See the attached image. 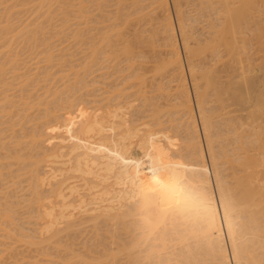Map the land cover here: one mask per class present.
I'll return each instance as SVG.
<instances>
[{
  "label": "bare ground",
  "instance_id": "1",
  "mask_svg": "<svg viewBox=\"0 0 264 264\" xmlns=\"http://www.w3.org/2000/svg\"><path fill=\"white\" fill-rule=\"evenodd\" d=\"M5 1L8 2V0H5ZM14 1H12V0L9 1V2H11L9 4H12V2H14ZM43 1H45V2L47 1V3L48 2L52 3L55 0H53V1L52 0L51 1L50 0L49 1L43 0ZM58 1H60V3H58ZM61 1L62 0L56 1L58 4H60L59 6H61ZM66 1H68V0H66ZM70 1L72 3V0H70ZM83 1L81 0L80 2H83ZM87 1L88 0H85L84 3L85 4L91 3L90 5H92L93 0L91 2H89V1L87 2ZM126 1H128V0H126ZM132 1H135V2H133L134 3L133 5L137 6V8L139 7V10L135 14V15H137V13H138V15H137L138 17L134 18L135 16H131V15H134L133 14V13H135L134 10L135 11L137 10V8L134 7L133 5L131 6L134 8L133 11H131L130 9L129 10H122L120 8L121 12L122 11L128 12L127 13L128 15L125 14L126 17H125V15L124 16L121 15L125 19V20L122 19V22L126 21L124 23H126V24L130 23L128 21V19H130L131 17H132V19H130V20H132V21H136L137 18H138V20L140 19L141 21L147 20L148 22L144 21L147 23V25L144 22L143 23L146 26L151 24L152 26L151 25L150 26L153 27L152 32H151V30H149L151 33L147 32V30H146L147 27L142 28V29L146 30V31L144 30L143 33L146 32L147 36L150 35V38L147 37V39L145 38L143 40L146 33L144 35H141V33L139 34L138 30H137L138 32L135 33L136 38L131 34V36H133L135 39L133 37L131 39V37L125 33L126 34L125 36L126 37L129 36V38L131 40L126 39V40H129L128 42L124 41L126 43H124L122 41L121 44L123 46L120 47V45H121L120 40H122L126 37H123L124 33H122V31L124 29L122 30L121 27H119V26H121V24H124V23L121 22L120 25L117 24L114 27V25L117 23L116 19L119 17L118 16L119 14H117L119 12V10L117 12V9H119V5L117 2L116 4L118 6L115 5V6H117V9H116L117 13L115 12L117 15H114L112 13L113 16H115V17L112 18V16H111V18L113 20H115L112 23V24H114L113 25L114 29L112 30L113 27H111L112 26L111 25L110 28L112 31L109 30L110 34L107 33V30H108L107 28H106V30H103L106 33L103 32L105 35H103V33H101V35L104 37H103V40H101V41L99 40V41H100V43L104 44L105 47H108V48L112 47V50H110L111 48L109 49L110 51H109V53H107L109 55L107 56L106 59H108L109 56H110L109 58H111V56H112V58L114 57L115 61L117 62V60L121 59L124 56V58L126 60L128 59V61L130 63L129 67L126 69H128V70L130 69L129 71L131 72V70L136 65V62L134 59L136 57L140 58V56L141 57L144 56V53H141L143 51L139 50L140 54L139 53L137 54V52H135L138 55V56L136 55V57H135L133 55L134 49L136 48L135 49V51H136L138 46L143 47V45H142L143 42H144V44L148 42L150 45L151 44H152V46L154 45V48H155V46L157 45L156 44V40H157L156 36H158L160 33L162 35V39L164 41L163 42V44L165 46L164 49H166L165 51L168 53V56L166 58L164 57L165 58L164 61H162V59H157V60H159V62H160V60L163 62V63H161V65L157 66V70L159 72L164 71L165 78L164 79H162L161 77L160 78L163 81L162 84L167 79L165 82H166V84L169 83L168 84L169 86L168 85L164 86L165 83L163 85H160L161 82L158 83L159 86L158 85L157 86L158 87L164 86L163 88H161V91L165 93L166 91H163V90L166 89L167 92L165 94L173 93V98L171 100H175V101L166 102V100H165L166 105H163L164 108L166 107V109H167V105H168V107L171 106L172 108H168L166 110V109L161 107L162 106V104H160L161 102H159V104L157 102L158 106L161 105L160 108H158L159 109L158 110L156 108L157 105L155 104L156 101L154 102V104L152 103L153 100H155V98L153 99V97H155V96H153L151 98L152 100L147 101L148 98L150 99V97H151V95H150V97L144 99V102L145 103L148 102L151 104V106L154 107V108H152V110L150 109V111H149L150 113H151V111H153V109H155V108L156 109H155V111L152 112V114H149V115L146 114L147 117H151L150 119L146 118V120L148 119L146 122L144 121L145 119L143 120L141 118V115H143L144 116L143 118H145V114H142L144 112L141 110V107L143 106L145 108V106L147 107L148 104L145 105V103H144V105H142V104L138 103V106H139V108H138V107H136L137 101H140V99H142V96L144 98V96H146L144 94H147L148 91H144L147 88L146 83H144L146 88H143L144 94H141L142 90L138 89V88H142L144 86L143 84H141L138 87V84H140V80H141V82L142 81L144 82L147 79L145 74H142V75L139 74L141 72V68H143V69L145 68L143 66L145 63L140 64V60H139V65L138 66L136 65V69L134 68L135 71L131 72L133 75L135 73L136 78L133 77V75H132L133 78L129 76V78H132V79L135 78L133 80L134 84L132 82V79H131V81H129V79L128 80L126 79L129 75V73H127L126 78L121 76V78L125 79L123 81H126V83L130 82V84H131V82H132V84H131L132 86L129 84V86H130L129 88L131 91H132L131 88L133 87V85L135 86V81L137 80L136 84H137L138 88L135 86L137 89L136 90L137 92L133 90L134 97H136V95L137 96L142 95V96L139 100L137 99L139 97H136V99H133L134 100L133 105L136 104L134 107L129 108L132 105L131 99L134 98L132 96L133 92H132V94L130 92H128V95L131 94L128 96V95H126L127 94L126 90H125L126 91L125 92L122 89V91L124 93L120 91L122 85L120 86V84H118L120 86V88H117V89L114 88V86H112L114 89H116V93H117V90L120 89V90H118L120 93H117L114 96H113L114 93L113 94L111 93L112 98L111 97L110 98L112 101L106 100L107 98L106 97H105L106 99L103 98L104 96L102 95V97H100V101H101V98H103L102 102H98L99 100H97V102H98L97 104L99 105V107H100V104L105 103V101L106 102L109 101L108 103H111L114 101V99L116 97L120 98L119 96L121 95V93H123V95L128 96L129 100L131 101V102L129 101L130 104L128 102V106H129L128 109H127V107L124 106L125 105L124 102H122L123 98H121L119 101H117V99H116L115 100L116 103L108 104L109 105L108 107H107V103H105V106L104 105L101 106L99 108V110H98V106H96L97 110L94 109L93 113L92 112H88V113L84 112V110L87 109L84 106L85 109H81V110H83L84 117H81L79 119V121L77 122L78 124H80L79 123L80 120L83 119L82 123L80 125L81 129L79 128V130L74 133V131H76V130H73L74 128L73 129L70 128L71 130L70 129L66 130L68 128V127H66L67 125H65V126L62 125V128L64 126L65 130L62 129V133H60L61 131L60 132L57 131L59 134L55 132L54 135L55 134H58V135L63 134V132H65V131H67V132L73 131V132H70L71 135H69V137H67L69 132H68V134H67V132L64 133L65 137L64 138L62 137L63 142H61L59 140L60 142L59 143L57 142L55 148L51 146L52 149L54 148V150L50 151L49 154L46 155L45 154L46 152L44 150L43 153L44 152L45 153L43 154V156L39 155V157L37 159H33L32 161L29 160V158H28V160L31 162H28V164L26 166L31 167L29 172L32 171L30 173V174H32V176H31L32 178L34 175H37L38 178L41 177L42 175L39 176V174H37V172L40 169L43 170V167H45L46 163H47L46 167L49 166L46 168V172L48 174V176H46V178L47 179L49 178V179L48 180L45 179V180L47 182H49V181L52 182V183L49 182L51 185H49V188L42 189L44 192L47 191L45 193H42L43 191L41 189H40V191H42V192H40L38 190L36 192V189L38 187L41 186V188H42V186H43V188H44V187H48V185L46 182H45L46 183L45 186L42 185V183H40L42 180V177H41V180L36 178L39 182L38 184H36L37 180H35V178H34L36 183H33V184H36V186L38 185V187H36L34 185L35 189H33V190H35L34 192H36V195H38V194L39 195H38V197H36V199H34V197H31V198L29 197L31 199V200H29V204L33 203L32 204L33 208L31 207L32 209H36V208H37V210L39 209V211L33 210L36 212V214H37V212L39 213V215L38 214L37 215L39 216L38 220H40L41 223L38 220H37V222H39L41 225L44 224V222H45L44 226L43 225L41 226L39 223L36 222V224L39 225V228H41V230H42V228H44L43 232L44 231L46 232L49 227H51V228H49V230L47 231L46 234H44L43 232H40V230L37 229L38 227L34 228V229H36V231L39 230V232L41 234H43L42 237H41L40 233H38V235L36 236L39 239L42 238L40 240L37 239L36 237H33V235H31L32 232H30L31 234L23 233V230H25L26 228L23 229L21 232L23 234H25V236L31 235L33 237V239L36 238V242H35V240L32 241V243L35 242V243H33V246L36 243H38V246H40L41 244H39V243L44 242V243H42V246H43V244L48 245V243H51V247H52V244L54 243L58 246V247L57 246H54V247H57L58 249L64 248L65 250L63 252H65L66 249L68 250L65 252V254L60 251L63 254L62 257H61L62 254H59V250L56 251V252H58L57 254H59L58 255L59 260L56 259V256L51 258L50 260H51V262H53V264L54 263L55 264H69L70 262L72 264H75V263H73V260H75V259L79 260L80 262H81V260L83 262L84 261L88 262V261H90L91 258H92L91 260L94 259L93 260L94 263L98 260V261H100V263H101V261H103V264H264V19L262 18V16H264V15H262V14H264L263 13L264 12L263 11L264 10V0H151L150 4L146 5L144 7H142L144 5L143 2L141 3L142 0H132ZM149 1L150 0H148V2ZM2 2H3V4H0V8L3 7L1 5H4V1H2ZM40 2H42V0ZM40 2L38 1V3H40ZM45 2L43 4H46ZM63 2H62V4H63ZM80 2L78 3V5L80 4ZM97 2H98V0H97ZM119 2L121 3L122 0H120ZM128 2H130V1H128ZM148 2H147V4H148ZM33 3H35V2H33ZM49 3H48L49 6L47 4L46 5L48 7H52V5ZM84 3H82L81 6H79V9L82 6H84L83 5ZM144 3H145V1H144ZM9 4H8V6H9ZM15 4H17V3H15ZM140 4L141 5L143 4V5L140 6ZM6 5H7V3H6ZM6 5H4V6H6ZM70 5L74 6L73 3ZM101 5H103V3L102 4L100 3V6ZM123 5H125V3L122 4V6ZM34 6H33V9H34ZM39 6L42 7V3ZM66 6H67V4H66ZM120 6H121V4H120ZM12 7H15V6H12ZM40 7L37 9L38 10L37 12L44 11L45 9H47L46 6H43V7H45V9L43 8L44 10L41 9ZM56 7H58V6H56ZM89 7L87 6V8H89ZM124 7L125 6H123V8ZM131 7H129V8H131ZM147 7H148V9H147ZM172 7L176 11L175 14H176L177 22L174 19V16L172 13L173 12ZM87 8L85 9V11L91 10V9L88 10ZM90 8H92V7H90ZM96 8H98V7H96ZM103 8H106V7H103ZM62 9H64V8H62ZM74 9H78V8H74ZM79 9H78V11L81 10L80 16L82 14H83L82 16H84L85 12L84 11L82 12V9H80V10ZM140 9H141V11H140ZM51 10H49L47 12L49 14H51L50 13ZM55 10H56V8H55ZM69 10H70V6H69ZM101 10H103V9H101ZM61 11H63V10H60V12ZM97 11L99 12L100 9ZM129 11H130V13H129ZM47 12H46V14H47ZM57 12L58 11H55L54 13L56 14ZM131 12H133V13H131ZM4 13L5 12L2 13L3 17L5 15ZM19 13H20V11H19ZM69 13H70V11H69ZM73 13H75V12H72V14ZM0 14H1V12H0ZM11 14H12V12H11ZM78 14H79V12H78ZM78 14L76 12V15H78ZM66 15H68V14H66ZM70 15H68V16H70ZM88 15H89V13H88ZM15 16L18 18V15H15ZM22 16H23V14L21 16L19 15V17H22ZM48 16H50V15H48ZM54 16H56V15H54ZM57 16H59V15H57ZM61 16H63V14ZM61 16H59V17H61ZM127 16H128V18H127ZM8 17H10V14H8ZM44 17H43V19H44ZM59 17H57V18H59ZM64 17H62V18L64 19ZM76 17H79V15ZM85 17L86 16H84V18ZM92 17H94L93 14H92ZM92 17L90 15V17H88V19L92 18ZM95 17L98 18V16H95ZM1 18L2 17H0V19ZM7 18H6V20H7ZM13 18L14 17H12V19ZM23 18L24 17H22V21L24 23L25 21L23 20ZM68 18H70V17H67V18L65 17L64 20H67ZM142 18H144V19H142ZM31 19L29 18V21ZM40 19H42V18H40ZM52 19L53 18L51 15L50 20H52ZM63 19H61V20H63ZM80 19L83 20V18H81V17H80ZM88 19L86 18V24L85 25H87ZM11 20L8 18V20L6 22H10ZM55 20H52V21H55ZM71 20L72 19H70V21H66V22L71 23ZM107 20H108V18H107ZM111 20H109V21H111ZM140 20H139V22H140ZM75 21H76V19H75ZM13 22H11V23H13ZM105 22H107V21H105ZM111 22H108V23H111ZM200 22L202 23V27L205 26V27H203V33H200V34H202V36L203 35L206 36L205 39L203 37H200V36H199L200 37L199 38L198 34H197V29H196L195 25H196V23H200ZM11 23H9V24H11ZM49 23H51V22H49ZM78 23L80 24L79 20H78ZM7 24H5L6 27L9 25V24L8 25ZM20 24H21V21H20ZM32 24H33V22H32ZM41 24H40V26L45 25V24H42V25ZM53 24H55V23H53ZM64 24H65V21H64ZM75 24H73V25L75 26ZM96 24H97V22H96ZM126 24L123 25L122 28H124L126 26ZM141 24H142V22H141ZM25 25L24 26L23 25L22 26L17 25V26L25 27V28L27 27V25L31 26L30 24H25ZM36 25L39 27L38 23ZM55 25H53V26H55ZM69 25H71V24H69ZM88 25H91V24L89 23ZM98 25H100V24H98ZM136 25H138V24H136ZM197 25H199V24H197ZM2 26H3V28L5 27L4 24ZM13 26L14 25H12V27ZM32 26H34V28H35V25H32ZM37 26H36V28H37ZM60 26H61V24H60ZM77 26L79 27L80 25H77ZM94 26H93V29H94ZM8 27L10 29V26H8ZM8 27H7V29H8ZM81 27H83V26L81 25ZM31 28L33 29V27H31ZM31 28L29 27V32H30L29 34H32ZM46 28H47V26H46ZM89 28H88V30H89ZM138 28L140 29V27H138ZM4 29H2L1 31H3ZM21 29L22 28H20V30ZM26 29L28 30V28H26ZM39 29H40V27H39ZM42 29H45V26H43ZM65 29H66V27H65ZM68 29H70V27L69 28L67 27V30ZM72 29H74V28H72ZM72 29H71V31H72ZM149 29H151V28H149ZM82 30H84V29H82ZM131 30H133V28ZM1 31H0V33H1ZM33 31H35V34L39 35V33H36L38 31V29L37 30L35 29ZM44 31L47 32V29H45ZM44 31H43V34H44ZM63 31H64V29H63ZM75 31L77 33V30H75ZM94 31H95V29H94ZM114 31H115V33H113ZM133 31H135V30H133ZM4 32H5V30L3 31V33ZM18 32H19V30H18ZM22 32H19L18 34L21 35ZM25 32L27 33V31H25ZM38 32H41V29ZM72 32H74V31H72ZM79 32H80V34H78V35L82 36L84 31L83 32L79 31ZM141 32H142V30H141ZM59 33H60V31H59ZM84 33L86 34V31ZM87 33H88V31H87ZM92 33L94 34V32H92ZM148 33H149V35H148ZM22 34H24V33H22ZM62 34H64V33L61 32V36H62ZM93 34H92V36H93ZM178 34L180 35L181 40H180V38H178ZM15 35H16V33H15ZM26 35L27 34H25L23 36L26 37ZM99 35H100V33H99ZM2 36H4V35H2ZM9 36H11V35H9ZM9 36L7 35V37H9ZM33 36H34V33H33ZM33 36H31V37H33ZM68 36H70V35H68ZM85 36H87V35H85ZM141 36H143V38H141ZM7 37L5 36L4 39ZM22 37H20V39H22ZM71 37H74V38L76 37V39L78 38L77 35L71 36ZM83 37H84V34H83ZM138 37H139V40H138ZM14 38H13V42H12V40H10L12 43H15ZM33 38H32V40H34ZM52 38L53 37H51V39ZM45 39L46 38H44V39L42 38L43 41ZM101 39H102V37H101ZM67 40H68V38H67ZM5 41H7V39ZM10 41L8 42L9 44H7V47L9 45L12 46ZM34 41H35V44L37 45L38 42L36 43V41H37L36 38ZM53 41H55V40H53ZM63 41L66 42V40H62V42ZM77 41H78V39H77ZM51 42H52V40H51ZM74 42H76V41H74ZM74 42H72V43H74ZM87 42H86V44H88ZM89 42H90V37H89ZM141 42H142V44H141ZM160 42H162V41H160ZM18 43H19V41H18ZM66 43H69V42L67 41ZM77 43H75L76 45L75 44H72V45L73 46L78 45L77 47H79L80 42H79V44H77ZM100 43L97 44L99 46H96L94 44V42L92 43V45H90L91 43H89V45L92 46V47H89L90 50H93L91 48H94L93 51L95 52V55H96V56L94 55L93 51H91V53L88 54V55L93 54L92 55L93 60H96L97 56L102 55L103 54L102 52L106 50V49H103L104 46L101 47L102 45H100ZM31 44H33V43H31ZM45 44H46V42H45ZM57 44L55 42V45H57ZM106 44H107V46H106ZM59 45L55 48L53 47L54 50L56 48H59ZM251 45L256 46L255 49H257V50L253 51L254 49L253 50L251 49L253 51V52H251L250 48H249ZM11 46H9V47H11ZM53 46H54V43H53ZM69 46H66L67 49ZM254 46H252V47L254 48ZM7 47H5V48L1 47V49L5 50ZM24 47H26V46H24ZM32 47H35L33 49H36V46H32ZM84 47H85V45H84ZM113 47H114V49H113ZM144 47H146V46H144ZM181 47H183L185 55L182 54L183 49ZM60 48H62V47H60ZM60 48L56 52L61 51ZM23 49H25V48H23ZM64 49H66V48H63V50ZM80 49H81V47H80ZM49 50L46 49L47 52ZM90 50H88V52ZM160 50H161V48H160ZM21 51L22 50H20V52ZM33 51H35V50H33ZM46 51H45V54H46ZM65 51H63V52H65ZM67 51H69V50H67ZM77 51H79V50L77 49ZM100 51H102L101 54L99 53ZM106 51L104 52V54H106ZM150 51H152V50H150ZM165 51H163V52H165ZM13 52H15V50ZM27 52H28V50H27ZM27 52H26V54H28ZM37 52L38 51H36V53ZM84 52H85V50H84ZM146 52H148V51H146ZM1 53H0V55H1ZM69 53L70 52H68V55H69ZM75 53L77 54V52H75ZM7 54H8V52H7ZM152 54H154V53H152ZM31 55H32V53H31ZM47 55L49 56V60H48L49 62L46 59H44L43 61L46 60L48 63H50V60H51L53 53L52 54L49 53ZM78 55H79V53H78ZM82 55H85V54L83 53ZM16 56L17 55H15V59H13V60H17ZM69 56H68V58H71V57L73 58V55L71 57H69ZM74 56H75V54H74ZM102 56L106 57V55H102ZM32 57H33V55H32ZM34 57H35V54H34ZM37 57H39V56H37ZM59 57H57V58H59ZM77 57L78 56H76V58ZM209 57H211V58L207 61V59ZM46 58H48V57H46ZM112 58L110 59L111 61H112ZM114 58H113V60H114ZM41 59H43V58H41ZM53 59H55V58H53ZM65 59H66V55H65ZM84 59H86V58H84ZM88 59L85 61L88 62V61L92 60V58L89 60ZM140 59H142L143 62L145 61L143 59V57ZM145 59H146V56H145ZM62 60H64V59H62ZM79 60H81V59H79ZM79 60H78V62H79ZM97 60L99 61V59H97ZM105 60H104V62H105ZM26 61H28V60H26ZM128 61L126 63H128ZM146 61H147V59H146ZM11 62L13 63L14 61H11ZM16 62L19 63L18 61H16ZM51 62L55 63L53 60H51ZM58 62H59V60H58ZM62 62H64V61H62ZM75 62L76 61H74L73 63H75ZM93 62H95L94 64H97V68H98L99 67L98 63L96 61H93ZM93 62L92 63L88 62V63H90L92 66ZM1 63H3V62H1ZM1 63H0V66H3ZM84 63H82V64H84ZM24 64H27V63H24ZM86 64L87 63L84 64V67H83V65L81 66V67L85 68V71L87 70L86 67L88 65H90V64H87V65ZM117 64H119V62ZM10 65H11V63H10ZM15 65H17V64H15ZM28 65H29V63H28ZM38 65L39 64H37V66ZM52 65L50 67H52ZM72 65L71 66L74 67V64H72ZM85 65H86V67H85ZM101 65H100V67H101ZM108 65L113 66V63L108 64ZM108 65L105 64L106 67ZM114 65H116V63H114ZM4 66H5V64H4ZM14 66H12V67H14ZM55 66L58 67L57 64ZM69 66H70V64H69ZM151 66H154V65H151ZM117 67H119V65ZM19 68H21V67H19ZM38 68L40 69V66L37 67V69ZM42 68H44V67H42ZM54 68L57 69L56 67H54ZM87 68L89 69V67H87ZM112 68H111V70L110 69H108V70H110V72H111ZM122 68L123 67L121 66V70H122ZM153 68H155V67H152L151 71H154V70H152ZM15 69H16V67H15ZM92 69H90V70H92ZM117 69H115L113 71H116ZM126 69H123V70H126ZM137 69H139L140 72ZM148 69L150 71V67H148ZM13 70H14V68H13ZM13 70H12V72H13ZM25 70H27V69H25ZM82 70L80 69V72ZM98 70L99 69H97V71ZM136 70L138 71L137 73H136ZM62 71H60V72L63 73ZM101 71H103V70H101ZM143 71H144V73H146L145 69L142 70V72ZM158 71L156 72V70H155V73L158 74ZM187 71H188V74L191 78L190 80L192 81L193 92L191 91L192 89H190V85H189L190 83L188 80ZM3 72H4V70H3ZM3 72H2V74H3ZM17 72H19V71H17ZM60 72H59V74L61 75ZM69 72H71V71H69ZM13 73H15V72H13ZM20 73H21V71H20ZM32 73L30 72L29 74H32ZM51 73H52V71H51ZM106 73H108V72H106ZM112 73H114V72H112ZM122 73L121 74L124 75V72H122ZM9 74L11 75V70H10ZM115 74L117 76L120 73H118V74L115 73ZM164 74H162L163 77H164ZM73 75L74 74H72V76H70V77H73ZM84 75H86L85 72H84ZM101 75H103V74H101ZM108 75H106V76H108ZM114 75L112 74V76H114ZM17 76H18V74H17ZM33 76L31 75V77H33ZM37 76H39V75H37ZM47 76H48V74H47ZM47 76H46V78H47ZM53 76H54V74H53ZM67 76H69V75H67ZM88 76H89V72H88ZM116 76H114V77L118 78V80H116V83H117V81H119V79H121V78H119L120 75L118 77H116ZM144 76L146 77V79ZM149 76H150V74H149ZM0 77L2 79V75ZM54 77L57 78L58 76L56 75ZM61 77L63 79V76H61ZM86 77H87V75H86ZM137 77H138V79H137ZM93 78H95V77H93ZM101 78H102V76H101ZM105 78H104V82L107 81V80H105ZM19 79H22V78H19ZM65 79H67V78H65ZM65 79H64V81H66ZM10 80H8V81H10ZM26 80L28 81V79H26ZM26 80H25V82H26ZM43 80H45V78ZM48 80L50 81V79H48ZM52 80L54 82V80H56V79L52 78ZM79 80H81L80 77H79ZM86 80H87V78H86ZM35 81L37 83L38 82L40 83L39 79H38V81L37 80H35ZM90 81H92V80H90ZM33 82H34V80H33ZM53 82H51V84ZM57 82H59V81L57 80ZM75 82H76V79H75ZM79 82L80 81H78V85H80ZM88 82H89V80H88ZM146 82H149V81H146ZM22 83H24V82H22ZM60 83H61V81H60ZM69 83H70V81H69ZM92 83H91V85H92ZM95 83H97L96 80H95ZM95 83L93 84V86L95 85ZM20 84H17V85L20 86ZM48 84L51 85L49 82H48ZM66 84H68V83H66ZM9 85H11V84H9ZM24 85H25V83H24ZM37 85H39V84H37ZM64 85H65V82H64ZM81 85H83V82L81 83ZM113 85H114V83H113ZM33 86H34V84H33ZM61 86H62V88H61ZM61 86H59V87L64 92L65 89H63L64 88L63 85H61ZM109 86L111 87V85H109ZM125 86L126 85H124L123 87H125ZM65 87H66V85H65ZM68 87L69 86H67L66 92H68ZM77 87L78 86H76V91H77ZM81 87H79V89ZM85 87H88V83H87V85H84V88L83 87L82 88L85 90ZM116 87H118V86H116ZM127 87L128 86H126V88ZM135 87H133V88L135 89ZM158 87H157V90L159 89V93H160V88H158ZM28 88H30V87H28ZM31 88H33V87H31ZM36 88H37V86H36ZM98 88H97L98 91L102 89V88L100 89V87H98ZM126 88H124V89H126ZM129 88H127L128 91H129ZM152 88H153V86H152ZM1 89H3L2 84H1ZM54 89H56V88H54ZM54 89L53 90L51 89V91H54ZM87 89L89 90V88H87ZM154 89H156V88H154ZM172 89H174V92L171 91ZM32 90H34V89H32ZM105 90H107V88ZM168 90L171 92H169ZM85 91H87V90H85ZM102 91L103 90H101V92ZM113 91H115V90H113ZM150 91H153V90H150ZM154 91H156V90H154ZM59 92H60V90H59ZM59 92L57 91V94ZM63 92H62V94H63ZM79 92H80V90H79ZM108 92H109V90H108ZM111 92H112V90H111ZM20 93H21V91H20ZM49 93L50 92L48 91L47 95H49ZM53 93H51V95ZM94 93H95V91H94ZM135 93H137V94L135 95ZM159 93H158V96H159ZM192 93H194V95H195L196 102H195V100L193 101L194 97L192 96L193 95ZM10 94H12V93H10ZM23 94L21 93V95H23ZM42 94L44 95V93H42ZM69 94H70V92H69ZM150 94H153V93H150ZM168 94H167V96H168ZM21 95H19V96H21ZM55 95H56V93L52 96H55ZM70 95H72V94H70ZM70 95H68L67 97L70 98L69 97ZM153 95H155V92ZM170 95H172V94H170ZM2 96H4V95H2ZM7 96H8V94H7ZM23 96H25V95H23ZM52 96H51V98L53 99ZM74 96H75V94H74ZM130 96H132V97H130ZM147 96H148V94H147ZM156 96H157V92H156ZM8 97H11V96H8ZM159 97L161 98V94ZM162 97H164V96H162ZM169 97H171V96H169ZM23 98H25V97H23ZM40 98H42V97H40ZM125 98H127V97H125ZM128 98L124 99V100L127 101ZM96 99H98V98H96ZM29 100H30V98H29ZM53 100L51 101V103L53 102ZM55 100L63 102V100H60L59 98H56ZM80 100H79V102H83L82 99H80ZM3 101H5V100H3ZM94 101H96V100H94ZM120 101L124 105H119V104L117 105V103H121ZM141 101L143 102V99ZM2 102L0 104H2ZM5 102H7V101H5ZM71 102H69V104ZM88 102H90V100L87 101V103ZM54 103H55V101L52 104L54 105ZM66 103H67V105H69L68 102H66ZM75 103H78V101ZM75 103L72 102V104H75ZM56 104H57L56 107H58L59 106L58 102ZM60 104H62V103L60 102ZM84 104H81V105L83 106ZM31 105H32V107L34 106L33 104H31ZM62 105H65V104H62ZM62 105H60V107ZM81 105H79V106H81ZM2 106H4V105H2ZM21 106H23V105H21ZM24 106H26V105L24 104ZM79 106H77V108ZM92 106H93V104H92ZM118 106H121L120 111H119V109H116ZM122 106H124V107H122ZM12 107H14V105ZM27 107H28V105H27ZM56 107L54 106V108H56ZM65 107H67V106H65ZM65 107L63 106V108H62V109H64L63 112L68 111V108L65 109ZM86 107H88V106H86ZM71 108L72 107L69 108V111ZM77 108H76V110H77ZM79 109H80V107H79ZM90 109L92 110L93 107ZM90 109L88 111H91ZM123 109L127 110V111H125L123 113V111H121ZM148 109H149V107H148ZM163 109H164V111L162 112ZM6 111L7 110H5V112ZM39 111H41V110H39ZM78 111H80V110H78ZM11 112H13V111H11ZM50 112L52 113L51 110H50ZM139 112H142V113H139ZM0 113L4 114V112H2V110ZM6 113H9V112H6ZM74 113L76 114L75 110H74ZM58 114H60V109H59ZM78 114L80 115V112ZM139 114H141V115H139ZM51 115H53V114H51ZM62 115H63V113H62ZM65 115H67V116L71 115L72 116L73 114L68 115L65 112ZM81 115H82V113H81ZM4 116L2 115V117H4ZM25 116L27 118L26 114L22 117H25ZM38 116L40 117V115H38ZM54 116H55V114H54ZM58 116L59 115L55 116V118ZM71 116H70V118H71ZM17 117H19V116H17ZM28 118H33V117L30 116ZM43 118H41L42 120L40 119V121H43ZM63 118L64 117H62V119ZM67 118L65 117V120ZM74 118H76L75 115H74ZM5 119H7V117ZM19 120H21V119H19ZM19 120L17 119V121H19ZM12 121H13V119H12ZM12 121H10V122H12ZM23 121L24 120H22L21 122L19 121V123H21V125H22ZM28 121H29V119H28ZM49 121H50V119H49ZM56 121H57V119H56ZM25 122H23V123H25ZM66 122L64 124H68V125L72 124V123H68V122L66 123ZM5 123H6V120H4V124ZM31 123L32 122H30V124ZM73 123H74V121H73ZM4 124H1V126L2 125L4 126ZM8 124H11V123H8ZM52 124H54V122ZM14 125H15V123L13 124L12 129H13ZM21 125L19 124V126H21ZM43 125L46 128L44 123H43ZM47 125H48V123H47ZM55 125L56 124H54V126ZM59 125L61 127L60 123H59ZM9 126L5 127L4 131L6 130V128H9ZM26 126L27 125L25 124V127ZM49 126H51V125H48V128H49ZM25 127H24V129H25ZM41 127H43V126H41ZM41 127H40V130H42ZM72 127H74V125ZM55 128H56V126L54 127V129ZM75 128H76V126H75ZM7 130H9V129H7ZM34 130H36V128L33 129L32 131H34ZM88 130H90V131L88 132ZM9 131H11V130H9ZM20 131H19V133L23 132L21 129H20ZM81 131H83V132L85 131V132L82 134ZM49 132H51L53 134V131H49ZM79 132L83 135V138H82L83 140L81 139L82 136L80 135ZM14 133L10 134V135H14ZM31 133H33V132H31ZM45 133H47V131H45ZM51 133H47L46 135H50ZM65 134H67V135H65ZM10 135L8 136V138L10 137ZM41 135H42L41 138H43V134H41ZM46 135H44V136L46 137ZM84 135H86L85 139H84ZM21 136H19V137H21ZM33 136H34V134H33ZM37 137L39 138V134ZM4 138H5V136H4ZM14 138H15V136H14ZM16 138H17V136H16ZM22 138L23 137H21V139ZM29 138L32 139V137L30 135H29ZM29 138L27 137V139H29ZM33 138L35 140V136ZM59 138H60V136H59ZM87 139H88V141L85 142L84 140H87ZM23 140H21V142H25V141L27 142V140H25V141H23ZM39 140H42V139H39ZM56 140H58V139H56ZM8 141L9 140H7L6 142H8ZM32 142H34V141H32ZM40 142H42V141H40ZM46 143H47V141H46ZM61 143L62 144L64 143L65 145H61ZM21 144L22 143H20V146H22ZM58 144H60V145H58ZM16 145H19V141ZM26 145H30V144H26ZM31 145H32V143H31ZM24 146L25 145L23 144V147ZM13 147H14V145L12 144V148ZM27 147L24 149H27ZM40 147H41V144H40ZM9 148H11V147H9ZM31 148H32V146H31ZM31 148H30V150H31ZM6 149H8V148H6ZM38 149H41V148H39V145H38L37 150ZM43 149H45V148H43ZM52 149L50 148L49 150H52ZM16 151H18V150L16 149ZM27 151H29V149ZM27 151H26V154H27ZM31 152L33 153V151H31ZM39 152H41V151H39ZM19 153L21 154V152H19ZM9 154H11V152H9ZM20 154H19V156H17V154H16V157L20 158L17 160L18 163L20 160H22L21 158H24L23 156H25V154H24L21 157ZM7 156H8V153H7ZM31 156H33V154ZM4 157H6V156L4 155ZM11 157L9 158L10 160H12ZM16 157L14 160H16ZM27 157H28V154H27ZM12 158H14V157H12ZM32 158L33 157H31V159ZM34 158H36V156ZM10 160H8V161H10ZM26 161L27 160L25 158L24 163H27ZM3 162H6L5 159ZM21 164H22V162H21ZM21 164H18V166L19 165L21 166ZM40 164H41V167H40ZM38 167H39V169H38ZM27 168H25L24 172H26ZM47 169H48V171H47ZM11 170H14V169H11ZM42 170H40L39 172H41ZM50 170H53L57 173L54 172V174H52L53 172L50 173ZM34 171L36 174L33 173ZM44 171H45V169H44ZM3 172H4V170H3ZM16 173H18V170H16ZM22 173H23V171H22ZM75 173H79L80 174V175H78L79 177L82 175L83 177H81V178L82 179L84 178L83 179L84 182L81 183L82 180H79L80 181V183H79V182H77V180H74V178H77L76 177L77 174H75ZM56 174H57V176H56ZM5 175L7 176V174H5ZM19 175H22V174H19ZM51 175H53L54 181H52ZM44 176H43V178H44ZM49 176H51V178ZM2 177L5 178V176L1 175V177H0L1 180H3ZM14 179H17V178H14ZM4 180L7 182L6 179H4ZM11 180H13V179H11ZM18 180H20V183L22 184L21 178L17 179V182H19ZM13 181H15V180H13ZM28 181H32V180L29 179ZM2 183L5 184V182H2ZM14 183H16V182H14ZM43 183H44V181H43ZM21 184H19V185H21ZM33 184H31V185H33ZM6 186H8V184H6ZM27 187H28V185H27ZM2 189H3V187H2ZM8 190H10V189H8ZM16 190H19V189H16ZM28 190H30V189L28 188ZM31 190H32V188H31ZM2 191L5 192L6 190L5 191L2 190ZM8 193H9V191H8ZM23 193H24V191H23ZM34 195H35V193H34ZM9 196H8V198H9ZM21 196L22 195H20V197ZM6 198H7V196H6ZM14 198H15V196H14ZM32 198H33V200H32ZM0 199L4 200V198H2V197ZM6 201L8 202L7 199H6ZM14 201H15V199H14ZM34 201H36V203H38V204H35L37 206L34 205V203H35ZM11 202H12V200H11ZM21 202L22 201H20V203ZM12 203L14 204V202H12ZM25 203H28V202H25ZM18 204H17V208H18ZM21 204H23V203H21ZM29 204L27 205L28 207H29ZM8 205H10V203ZM38 205H39V208H38ZM34 206L36 208H34ZM9 207L6 208V210H10ZM14 207H16V206H14ZM19 207L22 209V206H19ZM28 207L26 209L27 212L29 209H31L30 207L28 209ZM11 209H14V208H11ZM0 211H1L0 213H3L4 210L2 211V209H1ZM7 212L5 214L7 216V217H5L6 220H8V218L10 219L8 214L11 213L12 211L9 212L8 214H7ZM13 213H14V210H13ZM18 213H17V215H15V217L16 216L18 217ZM20 215L21 214L19 213V217H21ZM27 215H30V213ZM37 215H34V216L37 217ZM2 216H4V213ZM1 218H4V217H1ZM32 218H33V216H32ZM33 219H35V218H33ZM43 219H45L46 221H43ZM49 219L51 221H49ZM1 220L4 223V220L3 219H1ZM30 220L32 221L31 218H30ZM14 221H16V220H14ZM31 221H30V223H31ZM1 224L2 223H0V225ZM8 224H9V222H8ZM13 224H15V223H13ZM16 224L18 225V222H16ZM33 224H35V223H33ZM34 226H36V225H34ZM4 227H5V225H4ZM17 227H19V230H21L20 229L21 226L18 225ZM17 227L15 229H17ZM45 227H47V228L45 229ZM34 229H32V230H34ZM84 232L86 234L84 236L85 237L84 240H82L83 241L82 242V246H83L82 248L83 249L81 248V251L80 250L78 251V250H76V248H73V243H74V247H75V242H77V241H73V240H76L77 238L80 239V237H79L80 234L82 235L81 237H83ZM10 233H12V231ZM22 233H21V235H22ZM21 235H20V237H21ZM3 236H4V234H3ZM22 236H24V235H22ZM25 236L22 238H25ZM31 236H30V238H32ZM34 236H35V233H34ZM76 236H78V237H76ZM68 238H69L71 243L73 241L72 244L69 242ZM31 240H30V242H31ZM27 241H29V240H27V239L25 240L26 244H28ZM45 242H48V243L46 244ZM79 242H80V240H79ZM78 243H76V245ZM36 245H35V248H36ZM30 246H32V244ZM80 246H81V244H80ZM54 247H52V248H54ZM45 248L42 247L41 253H42V251H44L43 249H45ZM49 248H50V246H49ZM52 248H50L49 250H47V248H46L47 251L45 250L46 251L45 253L48 252L47 254L49 255V257H46V258L52 257V255L50 256L51 253L49 252V251H51ZM52 250H54V249H52ZM55 250H57V249L55 248ZM61 250H63V249H61ZM56 252H54V254ZM42 254H44V253H42ZM48 255H44V256H48ZM60 257H61V260H60ZM53 260H57L58 262L56 263V261H53ZM76 260H75V262L80 264V262L76 261ZM47 262H46V264L49 263V262L48 263ZM89 264H93V263H89ZM96 264H99V263H96Z\"/></svg>",
  "mask_w": 264,
  "mask_h": 264
},
{
  "label": "rangeland",
  "instance_id": "2",
  "mask_svg": "<svg viewBox=\"0 0 264 264\" xmlns=\"http://www.w3.org/2000/svg\"><path fill=\"white\" fill-rule=\"evenodd\" d=\"M2 1H4V5H6V3H7V5L6 6H4V5H1V6H3V7H1L0 9V12H1V14H0V17H2L1 19H0V29L2 28V29H4L6 26H5V24H9V23H11V22H13L14 20V22L13 23H11L12 25H14L13 27H12V25L11 24H7L8 26H10V29H9V27H8V29H7V27L4 29L5 30V32L3 33V31H1V33H0V49H1V47H3V48H5V47H7V44H9L8 42L10 41V40H12V42H13V38H14V42L15 43H12L11 41V44H12V46L11 45H9V46H11V47H7L5 50L4 49H1L0 50V53H1V55H0V61L1 62H3V63H1L3 66H0V76L2 75V79H1V77H0V103L3 101V100H5V101H7V102H5V101H3L2 102V104H0V112H1V110H2V112H4V114L3 113H0L1 115H0V118L2 117V115L4 116V117H2L1 119H0V133L2 132H4L1 136H0V153L2 154H0V158L2 159H0V177H1V175H3V176H5V178L4 177H2L3 178V180L4 179H6L7 180V182L4 180H1L0 179V194L2 195H0V198L2 197V198H4V200H2V199H0V210L2 209V211H3V213H4V216H2L3 215V213H0V218L1 217H4V218H1V219H3L4 220V223H3V221L0 219V223H2L1 225H0V264H46V262L48 263V264H53V262H51V258H53V257H55L56 256V259L57 260H59L58 258H59V254H62V253H64L65 254V252L66 251H68L67 249H66V251L65 252H63L65 249L64 248H57L58 246L56 245V244H54L53 242V244H52V247H54V246H57V247H54V248H52L51 247V243H48V242H45L46 244L48 243V245L50 246V248H52V249H54V250H52L51 249V251H49L51 254H50V256L52 255V257H50V258H46V257H49V255L47 254V253H45L47 250H49L50 248H49V246L48 245H45V244H43V246H42V243H44V242H41V243H39V244H41L40 246H38V243H36V244H34V246H33V243H35L36 242V236L38 235V233H40V232H43V230H44V228H42V230H41V228H39V225L38 224H36V222H37V220L39 219L38 217V215H39V213L37 212V214H36V212L35 211H33V210H36V211H39V209L37 210V208L35 207V206H37V205H35V204H38V203H36V201H34L35 203H34V208H36V209H32L33 207V203L32 204H29V200H31L30 198L31 197H34V199H36V197H38V195H36V192H37V190L38 191H40V189L42 190V189H45V188H49V185H51L50 183H52V182H47L45 179H47L46 178V176H48V174H47V172H46V168L47 167H49V166H47L46 167V164H45V167H43V170L42 169H40V170H42L41 172H39L38 170V172H37V174H39V176H41L42 177V180H41V177H37V175H34L33 176V178L31 177L32 176V174H30L31 172H29L30 171V166L28 167V166H26L27 164H28V162H31L33 159H37L38 157H39V155H41V156H43V154L45 153L46 155L47 154H49L50 153V151H53L54 150V148H55V146H56V144H57V142L59 143L60 141L61 142H63V138L65 137L64 136V133H66L67 131H65V132H63V134H60V135H58L59 133L58 132H60V133H62V129H64L65 130V125H67L66 127H68L66 130H69L70 128L71 129H73V130H76V131H74V133L75 132H77L78 130H79V128H80V125H81V123H82V120L83 119H81L80 120V124H78L77 122L79 121V119L81 118V117H84V113H83V110H81V109H85V108H87V109H85L84 110V112H86V113H88V112H92L93 113V110L94 109H96L97 107L96 106H98V110H99V108L101 107V106H105V103H107V107L109 106L108 104H113V103H116V99H117V101H119L121 98H123V100L124 99H127L128 98V96L129 95H131L132 94V92H133V90L134 91H136L137 89H136V87H137V80L135 81V86L133 85V87H135V89L132 87L131 89H132V91L130 90V86H129V84H130V82L129 83H126V81H123V80H125V79H123V78H121V76H123L124 78H126V76H127V73H129V75H128V77L126 78L127 80L129 79V81H131V79L133 78V77H135L136 78V76H135V73H134V75L131 73V72H133V71H135V69H136V65L138 66L139 65V60H140V64H143V63H145L143 66L145 67L144 69L146 70V73H144V71L142 72V70H144L143 68H141V72H140V70L139 69H137V70H139V74H145L146 75V77H147V79H146V77H145V81L142 83L141 82V80H140V84H138V87H139V85H141V84H143L141 87L142 88H138V89H141L142 90V93L141 94H144L143 92L144 91H148L147 92V94H148V96H147V94H144V95H146V96H144V98H143V96L142 95H140V96H137L136 94L137 93H135V95H136V97H139V98H137L138 100L141 98V96H142V99H143V102L141 101L142 99H140V101H137V106L136 107H138L139 108V106H138V103H140V104H142V105H144V99H146V98H148V97H150V95H151V97H150V99L148 98V100L147 101H150V100H152L151 98L153 97V96H155V97H153V99L155 98V100H153V104H154V102L156 101V105H157V102H158V104H159V102H161L160 104H162V108H164V106L163 105H166V102H172V101H175V100H171L172 98H173V93H170V94H172V95H170V94H168V96H167V94H165L166 92H167V90L165 89V90H163V91H166L165 93L164 92H162L161 91V88H163L165 85L167 86L169 83H167L166 84V80L164 81V86L163 87H158L159 86V84L158 83H160V85H163L162 84V79H164L165 78V74H164V71H158L157 70V66L158 65H161V63H163L162 61H164L165 60V58L168 56V53L165 51L166 49H164V44H163V39H162V35L159 33V35L158 36H156V38H157V40H156V46H155V48H154V45L152 46V44L150 45L147 41V43H145L144 44V42H143V44H142V42H141V44L143 45V47L144 46H146V47H141V46H138V48H137V50L135 51V49H134V56L136 57V55L139 53L140 54V51H143V52H141V53H144V56H142L143 57V59L145 60L144 62H143V60L142 59H140V58H142L141 56H140V58L139 57H134L135 59V62H136V65L134 66V68L131 70V72L128 70V69H126V68H128L129 67V61H128V59L126 60L125 58H124V56L121 58V59H119V60H117V62L115 61V58H114V60H113V58H112V56H111V58H112V61L110 60L111 58H109L108 57V59H106L107 58V56L109 55V54H107V53H109V51L110 50H112V47H105L104 46V44H102V43H100V41L101 40H103V37L104 36H102L101 35V33H103L104 31L103 30H106V28L108 29L107 30V33H109V30L110 31H112L113 29H114V27L117 25V24H121V22H122V19L123 20H125L122 16H124L125 14L126 15H128L127 13V11H122L121 12V9L122 10H131V11H133L134 10V8L133 7H131L134 3L133 2H135V1H132V0H128V1H130V2H128V1H126V0H122V2L120 3L118 0H98V2H97V0H88L89 2H91L92 1V5H90V4H85L84 3V1L83 2H80L79 0H72V3L74 4V6L73 5H70V4H72L71 3V1L70 0H68V1H66V0H62L61 1V6H59L60 4H58V3H60V1H58V3L56 2L57 0H55L54 2H48L49 4H51L52 5V7H48L49 5H48V3H47V1L45 2V1H43L42 0V2H40L41 0H12V1H14V2H12V4H9V3H11V2H9V1H11V0H8V2H6L5 0H1L0 1V4H3V2ZM19 3H18V2ZM22 1V2H21ZM24 1V2H23ZM26 1V2H25ZM31 1V2H30ZM38 1L40 2V3H38ZM49 1V0H48ZM51 1V0H50ZM53 1V0H52ZM64 1V2H63ZM80 2V4L78 5V3ZM87 1V2H88ZM106 1V2H105ZM125 1V2H124ZM144 1H145V3H144ZM142 0L141 1V3L143 2V6L140 4V6H142V7H144V6H146V5H149L150 4V2H151V0L148 2V0ZM2 2V3H1ZM33 2H37L36 4L35 3H33ZM46 3V4H43V3ZM62 2H63V4H62ZM77 2V3H76ZM102 4L103 3V5H101L100 6V3ZM110 2V3H109ZM118 2V5H119V9H117V3ZM128 2V3H127ZM147 2H148V4H147ZM15 3H17V4H15ZM21 3V4H20ZM24 3V4H23ZM30 3V4H29ZM41 3H42V7H40L39 5H41ZM70 3V4H69ZM82 3H84L83 5L87 8V6L89 7H92V8H87L88 10L89 9H91V10H89V11H85V7L84 6H82L80 9H82V12L84 11L85 12V14H84V16H86L85 18H84V16H80V14H81V10L79 9V6H81L82 5ZM107 3V4H106ZM121 4V6H120V4ZM125 3V5H123V6H125L124 8H123V6H122V4H124ZM172 3V2H171ZM8 4H9V6H8ZM27 4V5H26ZM35 6H34V5ZM66 4H67V6H66ZM94 4V5H93ZM96 4V5H95ZM99 4V5H98ZM194 4V3H193ZM24 7H23V6ZM31 5V6H30ZM55 5V6H54ZM65 5V6H64ZM115 5H117V6H115ZM12 6H15V7H12ZM33 6H34V9H33ZM43 6H46L47 7V9H45V7H43ZM56 6H58V7H56ZM69 6H70V10H69ZM76 6V7H75ZM98 7V8H96V7ZM108 6V7H107ZM131 7V8H129V7ZM134 7H136L137 8V6H135V5H133ZM22 7V8H21ZM32 7V8H31ZM37 7V8H36ZM41 8V9H43L44 11H39V12H37L38 10V8ZM54 7V8H53ZM85 9H84V8ZM103 7H106V8H103ZM52 10H51V9ZM55 8H56V10H55ZM62 8H64V9H62ZM72 8V9H71ZM74 8H78L80 11H78V9H74ZM121 8V9H120ZM133 8V9H132ZM135 8V9H136ZM6 9V10H5ZM12 9V10H11ZM32 9V10H31ZM51 10V14H49L47 11H49V10ZM58 9V10H57ZM99 10L100 9V11L98 12L97 10ZM101 9H103V10H101ZM116 9H117V12H118V10H119V12L117 13L116 12ZM147 9H148V7H147ZM146 9V10H147ZM5 10V11H4ZM15 10V11H14ZM17 10V11H16ZM40 10V9H39ZM60 10H63V11H61L60 12ZM111 10V11H110ZM139 10V7L137 8V10L135 11L134 10V12L135 13H133V12H131V13H133L134 15H131V16H135L134 18H136V17H138L137 15H138V13H137V15H135L136 14V12ZM7 11V12H6ZM12 12V14H11V12ZM19 11H20V13H19ZM55 11H58L56 14L54 13ZM69 11H70V13H69ZM93 11V12H92ZM103 11V12H102ZM140 11H141V9H140ZM145 11V10H144ZM172 13H173V16H174V19H175V21L177 22V19H176V11L174 10V8L172 7ZM264 11V10H263ZM3 12H5L4 14V17H3V15H2V13ZM15 12V13H14ZM46 12H47V14H46ZM60 12V13H59ZM68 12V13H67ZM72 12H75V13H73L72 14ZM76 12H77V14H78V12H79V17H76V16H78V15H76ZM87 12V13H86ZM107 14H106V13ZM117 14H119L118 16L120 17L121 15V17L119 18H115L116 19V21H117V23L114 25V24H112L115 20H113L112 18H114L115 16H113V14L114 15H117ZM125 12V13H124ZM19 13V14H18ZM63 14V16H61L62 14ZM68 14V15H70V16H68V15H66V14ZM88 13H89V15H88ZM93 14V16L94 17H92V14ZM102 13V14H101ZM113 13V14H112ZM129 13H130V11H129ZM264 13V12H263ZM8 14H10V17H8ZM18 15V18L15 16V15ZM23 14V16L22 17H24L23 18V20L25 21L24 23H23V21H22V17H19V15L21 16ZM47 16H45V15ZM56 15V16H54V15ZM61 14V15H60ZM100 14V15H99ZM112 14V15H111ZM12 15V16H11ZM48 15H50V16H48ZM51 15H52V20H55V21H52V20H50L51 19ZM57 15H59V16H61V17H59V16H57ZM66 15V16H65ZM90 15H91V17L93 18H89L88 19V17H90ZM126 15H125V17H126ZM262 15H264V14H262ZM261 15V16H262ZM29 16V17H28ZM45 16V17H44ZM54 16V17H53ZM67 18V17H70V18H68L67 20H64L65 19V17ZM95 16H98V18H96ZM111 16H112V18H111ZM11 20L12 19V17H14L10 22H6L7 20H8V18ZM43 17H44V19H43ZM57 17H59V18H57ZM62 17H64V19L62 18ZM80 17L81 18H83V20L82 19H80ZM130 17V16H129ZM6 18H7V20H6ZM20 18V19H19ZM29 18L31 19L30 21H29ZM38 18V19H37ZM40 18H42V19H40ZM76 19V21H75V19ZM86 18L88 19V21H87V25H85L86 24ZM103 18V19H102ZM107 18H108V20H107ZM127 18H128V16H127ZM262 18L264 19V16H262ZM61 19H63V20H61ZM70 19H72L71 20V23L70 22H66V21H70ZM101 19V20H100ZM113 21H112V20ZM121 21H120V20ZM130 19H132V17L130 18ZM130 19H128V21L130 22V23H128V24H126V23H124V22H126V21H124V22H122V23H124V24H121V26H119V27H121V29L124 31H122V33H124V36L123 37H126L125 35L127 34V35H129L130 37H131V39H132V37L134 36L135 38H136V36H135V33L136 32H138L139 31V34L141 33V35H144L145 33H143V31L145 30V29H142V28H145V27H147L146 28V30H147V32H150L149 30H151V32H152V28L153 27H151L152 25L151 24H149L148 26H146L147 25V23L146 22H144V21H147V20H143V21H141L140 19V22H139V20H138V18L136 19V21H132V20H130ZM142 19H144V18H142ZM147 19V18H146ZM37 20V21H36ZM43 20V21H42ZM78 20H79V22H80V24L78 23ZM91 20V21H90ZM94 20V21H93ZM109 20H111V21H109ZM119 20V21H118ZM134 20V19H133ZM20 21H21V24H20ZM36 23H35V22ZM46 21V22H45ZM64 21H65V24H64ZM74 23H73V22ZM103 21V22H102ZM105 21H107V22H105ZM138 21V22H137ZM6 22V23H5ZM18 22V23H17ZM32 22H33V24H32ZM42 24H45V25H42ZM49 22H51V23H49ZM82 22V23H81ZM92 25H88L89 23ZM95 22V23H94ZM96 22H97V24H96ZM106 24H105V23ZM108 22H111V23H108ZM141 22H142V24H141ZM146 24H144V23ZM148 22V21H147ZM202 22V21H201ZM200 22V23H201ZM206 22V21H205ZM15 23V24H14ZM38 23V25H39V27H40V29H41V32H38V31H40V29H39V27L36 25ZM53 23H55V24H53ZM64 25H63V24ZM75 24V26L73 25V24ZM93 23V24H92ZM103 23V24H102ZM133 23V24H132ZM135 23V24H134ZM200 23H196V25H195V27H196V29H197V34H198V37L200 36V37H203L204 39H205V35H203L202 36V34H200V33H203V27H205V26H203L202 27V23L200 24ZM4 24V28H3V26L2 25ZM25 24H30L31 26H28L27 25V27L26 28H28V30L25 28V27H20V26H24ZM40 24L42 25V26H40ZM48 24V25H47ZM55 25V26H53V25ZM58 24V25H57ZM60 24H61V26H60ZM69 24H71V25H69ZM84 24V25H83ZM98 24H100V25H98ZM126 24V26L124 27V28H122V26L123 25H125ZM136 24H138V25H136ZM197 24H199V25H197ZM17 25H20V26H17ZM32 25H35V28H34V26H32ZM77 25H80L79 27L77 26ZM81 25L83 26V27H81ZM95 25V26H94ZM109 25V26H108ZM112 25V26H111ZM113 25H114V27H113ZM142 25V26H141ZM151 25V26H150ZM26 26V25H25ZM36 26H37V28H36ZM43 26H45V29H47V32H45L44 30L45 29H42L43 28ZM46 26H47V28H46ZM49 26V27H48ZM93 26H94V29H95V31H94V29H93ZM106 26V27H105ZM110 26L111 27H113L112 28V30H111V28H110ZM130 26V27H129ZM134 26V27H133ZM137 28H136V27ZM144 26V27H143ZM150 26V27H149ZM17 27V28H16ZM29 27L31 28V27H33V29H32V31H31V33L32 34H29L30 32H29ZM55 27V28H54ZM65 27H66V29H65ZM67 27L69 28L70 27V29H68L67 30ZM74 28V29H72V28ZM87 27V28H86ZM90 27V28H89ZM97 27V28H96ZM110 29H109V28ZM128 27V28H127ZM138 27H140V29L138 28ZM151 28V29H149V28ZM13 28V29H12ZM20 28H22L21 30H20ZM24 28V29H23ZM49 28V29H48ZM60 28V29H59ZM77 28V29H76ZM88 28H89V30H88ZM92 28V29H91ZM101 28V29H100ZM133 28V30H135V31H133V30H131ZM30 29V30H31ZM37 30L38 29V31L36 32V33H39V35L38 34H35V31H33V30ZM63 29H64V31H63ZM71 29H72V31H74V32H72L71 31ZM82 29H84V30H82ZM91 29V30H90ZM98 31H97V30ZM117 29V28H116ZM128 29V30H127ZM11 30V31H10ZM15 30V31H14ZM18 30H19V32H22V33H24V34H22L21 33V35L20 34H18L19 32H18ZM49 30V31H48ZM55 30V31H54ZM75 30H77V33H76V31ZM101 30V31H100ZM126 30V31H125ZM138 30V31H137ZM141 30H142V32H141ZM145 30V31H146ZM202 30V31H201ZM17 31V32H16ZM25 31H27V33L25 32ZM43 31H44V34H43ZM51 31V32H50ZM59 31H60V33H59ZM70 33H69V32ZM79 31H86V34L83 32V34H84V37L86 38H84L83 37V34H82V36H79L78 34H80V32ZM87 31H88V33H87ZM91 31V32H90ZM8 32V33H7ZM50 34H49V33ZM55 32V33H54ZM57 32V33H56ZM61 32L62 33H64V34H62V36H61ZM81 32V33H82ZM92 32H94V34L92 33ZM150 32V33H151ZM14 33V34H13ZM15 33H16V35H15ZM33 33H34V36H33ZM54 33V34H53ZM99 33H100V35H99ZM104 33H106V32H104ZM103 33V35H105ZM113 33H115V31L113 32ZM126 33V34H125ZM6 34V35H5ZM25 34H27L26 35V37H24L23 35H25ZM50 36H49V35ZM72 34V35H71ZM89 34V35H88ZM91 34V35H90ZM92 34H93V36H92ZM110 34V33H109ZM131 34L133 35V36H131ZM2 35H4V36H2ZM7 35L9 36V35H11V36H9V37H7ZM19 35V36H18ZM38 35V36H37ZM57 35V36H56ZM67 35V36H66ZM68 35H70V36H68ZM77 35V39H78V41H77V39H76V37L74 38V37H71V36H76ZM85 35H87V36H85ZM148 35H149V33H148ZM7 37V38H5L4 39V37ZM14 36V37H13ZM23 36V37H22ZM31 36H33V37H31ZM36 36V37H35ZM42 36V37H41ZM66 36V37H65ZM129 36H127L126 38H124V39H122V40H120L121 42H120V44L122 43V41L124 42V41H129V40H131L130 38H129ZM12 37V38H11ZM20 37H22V39H20ZM28 37V38H27ZM30 37V38H29ZM51 37H53L52 39H51ZM55 37V38H54ZM65 37V38H64ZM80 37V38H79ZM82 37V38H81ZM89 37H90V42H89ZM96 37V38H95ZM101 37H102V39H101ZM115 37V36H114ZM133 37V38H134ZM147 37L148 38H150V35L149 36H147V33L145 34V36H144V38H143V36H141V38H143V40L146 38L147 39ZM159 37V38H158ZM161 37V38H160ZM199 37V38H200ZM9 38V39H8ZM32 38L35 40V38H36V43L38 42V44L36 45L35 44V41L34 40H32ZM42 38L44 39V38H46L44 41L42 40ZM57 38V39H56ZM61 38V39H60ZM67 38H68V40H67ZM73 40H72V39ZM134 38V39H135ZM140 38V39H141ZM155 38V39H156ZM178 38H180V35L178 34ZM7 39V41H5ZM28 39V40H27ZM30 39V40H29ZM60 39V40H59ZM115 39V38H114ZM126 39H129V40H126ZM17 40V41H16ZM43 42H42V41ZM49 40V41H48ZM51 40H52V42H51ZM53 40H55V41H53ZM60 42H59V41ZM62 40H66V42L68 41L69 43H66L65 41H63L62 42ZM94 40V41H93ZM96 40V41H95ZM100 40V41H99ZM138 40H139V37H138ZM180 40H181V38H180ZM18 41H19V43H18ZM23 41V42H22ZM30 41V42H29ZM32 41V42H31ZM48 41V42H47ZM58 41V42H57ZM74 41H76V42H74ZM82 41V42H81ZM88 41V42H87ZM92 41V42H91ZM160 41H162V42H159ZM26 44H25V43ZM42 42V43H41ZM45 42H46V44H45ZM55 42H56V44L57 45H55ZM65 42V43H64ZM72 42H74V43H72ZM78 42V43H77ZM79 42H80V44H79ZM86 42L88 43V44H86ZM94 42V44L96 45V46H99V45H97L98 43H100V45H102L101 47H103L104 46V48L103 49H108L107 51H106V54H104V52L105 51H100L99 53L101 54V52L103 53L102 55H106V57H104V56H102V55H98L97 56V59H99V61L96 59V60H93V54H90V55H88L89 53H91V51H93L94 50V48H91V49H93V50H90V48L89 47H92V46H90V45H92V43ZM98 42V43H97ZM104 42V41H103ZM158 42V43H157ZM30 43V44H29ZM31 43H33V44H31ZM40 43V44H39ZM53 43H54V46H53ZM61 43V44H60ZM75 43H77V44H79V47H77V46H75L76 44ZM89 43H91L90 45H89ZM124 43H126V42H124ZM123 43V44H124ZM28 44V45H27ZM60 44V45H59ZM63 44V45H62ZM66 44V45H65ZM72 44H75L74 46L72 45ZM93 44V45H94ZM119 44V45H120ZM163 46H162V45ZM21 45V46H20ZM36 46V49H33V48H35V47H32V46ZM39 45V46H38ZM59 45V48L60 47H62V48H60V50L61 51H59V52H56L59 48H56L55 50H54V48L55 47H57ZM70 45V46H69ZM84 45H85V47H84ZM148 45V46H147ZM161 47H160V46ZM255 45V44H254ZM254 45H251L249 48H250V51L251 52H253V51H255V50H257V49H255L256 48V46H254ZM24 46H26V47H24ZM41 46V47H40ZM51 46V47H50ZM66 46H69L68 47V49H67V47ZM87 46V47H86ZM106 46H107V44H106ZM123 45L121 44L120 45V47H122ZM152 46V47H151ZM252 46H254V48L252 47ZM29 47V48H28ZM31 47V48H30ZM47 47V48H46ZM54 47V48H53ZM80 47H81V49H80ZM83 47V48H82ZM141 49H140V48ZM9 48V49H8ZM23 48H25V49H23ZM43 48V49H42ZM63 48H66L67 50H69V51H67L66 49H64L63 50ZM88 48V49H87ZM111 48V49H110ZM146 48V49H145ZM160 48H161V50H160ZM182 49H183V47H181ZM248 48V49H249ZM8 49V50H7ZM11 49V50H10ZM46 49L47 50H49L48 52L49 53H53V55H52V57H51V60H53L55 63H53V62H51V60H50V63H48L49 61V56L47 55V54H49L47 51H46ZM74 49V50H73ZM77 49L79 50V51H77ZM110 49V50H109ZM113 49H114V47H113ZM253 51H252V50ZM10 50V51H9ZM15 50V52H13V51ZM20 50H22L21 52H20ZM24 50V51H23ZM27 50H28V52H27ZM33 50H35V51H33ZM46 51V54H45V51ZM52 50V51H51ZM54 50V51H53ZM66 50V51H65ZM71 50V51H70ZM82 50V51H81ZM84 50H85V52H84ZM88 50H90L89 52H88ZM140 50V51H139ZM148 51V52H146V51ZM150 50H152V51H150ZM155 50V51H154ZM18 51V52H17ZM31 51V52H30ZM36 51H38L37 53H36ZM63 51H65V52H63ZM154 51V52H153ZM163 51H165V52H163ZM7 52H8V54H7ZM12 52V53H11ZM26 52L28 53V54H26ZM68 52H70L69 53V55H68ZM73 52V53H72ZM75 52H77V54L75 53ZM94 52V51H93ZM135 52H137V54L135 53ZM157 54H156V53ZM182 54L183 55H185V53H184V49L182 50ZM11 53V54H10ZM31 53H32V55H33V57H32V55H31ZM55 53V54H54ZM60 53V54H59ZM64 53V54H63ZM78 53H79V55H78ZM85 54V55H82V54ZM97 53V52H96ZM146 53V54H145ZM152 53H154V54H152ZM208 53V52H207ZM17 55L16 56V59L17 60H13V59H15V55ZM34 54H35V57H34ZM39 54V55H38ZM74 54H75V56H74ZM152 54V55H151ZM166 54V55H165ZM257 54V53H256ZM10 55V56H9ZM31 55V56H30ZM46 55V56H45ZM55 55V56H54ZM60 57H59V56ZM63 55V56H62ZM65 55H66V59H65ZM73 55V58L71 57ZM82 57H81V56ZM87 55V56H86ZM94 55H95V52H94ZM148 55V56H147ZM155 55V56H154ZM164 55V56H163ZM37 56H39V57H37ZM54 56V57H53ZM68 56L69 57H71V58H68ZM76 56H78L77 58H76ZM96 56V55H95ZM102 58H101V57ZM138 56V55H137ZM145 56H146V59H147V61H146V59H145ZM163 56V57H162ZM209 56V55H208ZM258 56V55H257ZM13 57V58H12ZM18 57V58H17ZM46 57H48V58H46ZM57 57H59V58H57ZM80 57V58H79ZM90 57V58H89ZM99 57V58H98ZM148 57V58H147ZM165 57V58H164ZM3 58V59H2ZM6 58V59H5ZM41 58H43V59H41ZM53 58H55V59H53ZM64 59V60H62V59ZM84 58H86V59H84ZM91 59L92 58V60L93 61H96L97 63H98V66L100 67V65H101V67L99 68H97V64H94L95 62H93L92 60L91 61H88V62H93V64H92V66H91V64L90 63H88L87 61H85V60H87V59ZM138 58V59H137ZM150 58V59H149ZM211 57H209L208 59H207V61L210 59ZM11 59V60H10ZM30 59V60H29ZM44 59H46L45 61H43ZM72 61H71V60ZM79 59H81V60H79ZM88 59V60H89ZM107 61H106V60ZM154 59V60H153ZM157 59H162V61L160 60V62H159V60H157ZM10 60V61H9ZM26 60H28V61H26ZM42 60V61H41ZM56 60V61H55ZM58 60H59V62H58ZM78 60H79V62H78ZM102 60V61H101ZM104 60H105V62H104ZM125 62H123V61ZM11 61H14L13 63L11 62ZM16 61H18L19 63H17ZM38 61V62H37ZM61 61V62H60ZM62 61H64V62H62ZM74 61H76L75 63H73ZM121 61V62H120ZM128 61V63H126ZM132 61V60H131ZM130 61V62H131ZM156 61V62H155ZM261 61V60H260ZM21 62V63H20ZM37 62V63H36ZM47 62V63H46ZM87 63V64H90V65H88L87 67H89V69L86 67V65H85V67H86V69L88 70H86L85 71V68H83L84 67V64L85 63ZM101 62V63H100ZM108 62V63H107ZM113 63V66L112 65H108V64H112ZM119 62V64H117ZM134 62V63H135ZM158 62V63H157ZM10 63H11V65H10ZM24 63H27V64H24ZM28 63H29V65H28ZM45 63V64H44ZM59 63V64H58ZM74 64V67H72L73 65L72 64ZM82 63H84V64H82ZM114 63H116V65H114ZM123 63V64H122ZM4 64H5V66H4ZM7 64V65H6ZM13 64V65H12ZM15 64H17V65H15ZM37 64H39L38 66H37ZM49 66H48V65ZM54 66H53V65ZM58 65V67L57 66H55V65ZM66 66H65V65ZM69 64H70V66H69ZM105 64L106 65H108L107 67L105 66ZM147 64V65H146ZM156 64V65H155ZM15 65V66H14ZM24 65V66H23ZM31 65V66H30ZM42 65V66H41ZM52 65V67H50ZM72 65V66H71ZM76 65V66H75ZM80 65V66H79ZM83 65V67H81ZM96 65V66H95ZM119 65V67H117ZM128 65V66H127ZM151 65H154V66H151ZM9 66V67H8ZM12 66H14V67H12ZM39 67L40 66V69L38 68L37 69V67ZM94 66V67H93ZM113 68H112V67ZM121 66L123 67L122 68V70H121ZM142 66V67H143ZM2 67V68H1ZM8 67V68H7ZM15 67H16V69H15ZM19 67H21V68H19ZM42 67H44V68H42ZM50 67V68H49ZM54 67H56L57 69H55ZM77 67V68H76ZM119 69H117V68ZM148 67H150V71H149V69H148ZM152 67H155V68H153L152 70H154V71H151V68ZM13 68H14V70H13ZM27 69V70H25V69ZM50 70H48V69ZM52 68V69H51ZM60 68V69H59ZM73 68V69H72ZM93 68V69H92ZM111 68H112V71L110 72V70H111ZM147 68V69H146ZM32 71H31V70ZM44 69V70H43ZM80 69L82 70L81 72H80ZM90 69H92V70H90ZM97 69H99L98 71H97ZM108 69H110V70H108ZM115 69H117L116 71H113V70H115ZM123 69H126V70H123ZM2 70V71H1ZM3 70H4V72H3ZM8 72H7V71ZM10 70H11V75L9 74L10 73ZM12 70H13V72H15V73H13L12 72ZM19 71V72H17V71ZM35 70V71H34ZM38 70V71H37ZM58 70V71H57ZM63 70V71H62ZM90 70V71H89ZM101 70H103V71H101ZM105 70V71H104ZM136 70V73L138 72ZM149 72H148V71ZM155 70H156V72L158 71V74L157 73H155ZM20 71H21V73H20ZM51 71H52V73H51ZM60 71H62L63 73H61ZM66 73H65V72ZM69 71H71V72H69ZM73 71V72H72ZM75 71V72H74ZM92 71V72H91ZM118 71V72H117ZM121 71V72H120ZM127 71V72H126ZM129 71V72H128ZM2 72H3V74H2ZM25 72V73H24ZM31 72H33L32 74H29V73ZM35 72V73H34ZM41 72V73H40ZM45 72V73H44ZM59 72L61 73V75L59 74ZM80 72V73H79ZM84 72H85V74L87 75V77H86V75H84ZM88 72H89V76H88ZM105 72V73H104ZM106 72H108V73H106ZM112 72H114V73H112ZM122 72H124V75H122L123 73ZM154 72V73H153ZM163 72V73H162ZM51 73V74H50ZM58 73V74H57ZM70 73V74H69ZM79 73V74H78ZM95 73V74H94ZM110 73V74H109ZM115 73H120L119 75H117L116 76V74ZM122 73V74H121ZM131 73V74H130ZM150 74V76H149V74ZM152 73V74H151ZM164 74V77L162 76V74ZM9 74V75H8ZM17 74H18V76H17ZM24 74V75H23ZM35 74V75H34ZM42 74V75H41ZM47 74H48V76H47ZM53 74H54V76H58L57 78L56 77H54L53 76ZM72 74H74L73 75V77H70V76H72ZM83 74V75H82ZM101 74H103V75H101ZM109 74V75H108ZM112 74L114 75V76H116V77H118L119 76V78H121V79H119V81H117V83H116V80H118V78H115L114 76H112ZM148 74V75H147ZM187 74H188V71H187ZM20 75V76H19ZM22 75V76H21ZM31 75L33 76V77H31ZM37 75H39V76H37ZM44 75V76H43ZM67 75H69V76H67ZM92 75V76H91ZM106 75H108V76H106ZM132 75H133V77H132ZM156 75V76H155ZM5 76V77H4ZM17 76V77H16ZM46 76H47V78H46ZM50 76V77H49ZM53 76V77H52ZM61 76H63V79H62V77ZM83 76V77H82ZM91 76V77H90ZM101 76H102V78H101ZM129 76L130 77H132V78H129ZM155 76V77H154ZM158 76V77H157ZM8 77V78H7ZM25 77V78H24ZM27 77V78H26ZM29 77V78H28ZM31 77V78H30ZM53 79H56V80H54V82H53V80H52V78ZM79 77H80V79L81 80H79ZM82 77V78H81ZM90 79H89V78ZM93 77H95V78H93ZM106 77V78H105ZM110 79H109V78ZM112 77V78H111ZM114 77V78H113ZM152 77V78H151ZM162 79H161V78ZM19 78H22V79H19ZM36 78V79H35ZM45 78V80H43V79ZM60 78V79H59ZM65 78H67L69 81H70V83H69V81L67 80V79H65ZM73 78V79H72ZM78 78V79H77ZM85 80H84V79ZM86 78H87V80H86ZM104 78H105V80H107V81H105L104 82ZM108 78V79H107ZM134 78V79H135ZM149 78V79H148ZM10 80V81H8V80ZM26 79H28V81L26 80ZM31 79V80H30ZM38 79H39V81H40V83L38 82H36L35 80H37L38 81ZM42 79V80H41ZM47 79V80H46ZM48 79H50V81L48 80ZM64 79L66 80V81H64ZM72 79V80H71ZM75 79H76V82H75ZM94 79V80H93ZM112 79V80H111ZM134 79H132V82H133V80ZM137 79H138V77H137ZM152 79V80H151ZM155 79V80H154ZM191 78H190V76H189V74H188V80H189V85H190V89H192L191 91L193 92V87H192V81L190 80ZM22 80V81H21ZM25 80H26V82H25ZM30 80V81H29ZM33 80H34V82H33ZM57 80L59 81V82H57ZM83 80V81H82ZM88 80H89V82H88ZM90 80H92V81H90ZM95 80L97 81V83H95ZM159 80V81H158ZM7 83H6V82ZM19 81V82H18ZM46 81V82H45ZM60 81H61V83H60ZM72 81V82H71ZM78 81H80L79 82V84L80 85H78ZM100 81V82H99ZM124 83H123V82ZM146 81H149V82H146ZM22 82H24L25 83V85H24V83H22ZM33 82V83H32ZM37 84H39V85H37ZM44 82V83H43ZM48 82L51 84V82H53L51 85H49L48 84ZM64 82H65V85H66V87H65V85H64ZM75 84H74V83ZM83 82V85H81V83ZM85 82V83H84ZM93 82V83H92ZM108 82V83H107ZM132 82H131V84H132ZM139 82V81H138ZM153 82V83H152ZM157 82V83H156ZM21 83V84H20ZM28 83V84H27ZM60 83V84H59ZM66 83H68V84H66ZM87 83H88V87H85V90H87V91H85L83 88H84V85H87ZM91 83H92V85H91ZM95 83V87L93 86V84ZM113 83H114V85H113ZM144 83H146V86H147V88H146V86H145V84ZM149 83V84H148ZM1 84H2V88L3 89H1ZM6 84V85H5ZM9 84H11V85H9ZM17 84H20V86L19 85H17ZM30 84V85H29ZM33 84H34V86H33ZM59 84V85H58ZM108 86H107V85ZM118 84H120V86H121V90L120 89H118V90H120L121 92H123L122 91V89L127 93L126 95H128V92H130L131 94H129L128 96H124L123 95V93H121V95L119 96L120 98H118V97H116L115 99H114V101L113 102H111V103H108L109 101H105V103H101L100 104V107H99V105L97 104L98 102H102V100H103V98H105L106 100H111V95L113 94V96L114 95H116L117 93H120L118 90H117V93H116V89L117 88H120V86L118 85ZM130 84V85H131ZM133 84H134V82H133ZM154 84V85H153ZM174 84V83H173ZM23 85V86H22ZM32 85V86H31ZM46 85V86H45ZM58 85V86H57ZM61 85H63V89H65V91L63 92V90L61 89L62 88V86ZM73 85V86H72ZM90 85V86H89ZM106 85V86H105ZM109 85H111V87L109 86ZM124 85H126V86H128L127 88H129V91H128V89L126 88V86L125 87H123ZM149 85V86H148ZM158 85V86H157ZM30 87V88H28V87ZM36 86H37V88H36ZM41 86V87H40ZM44 86V87H43ZM49 86V87H48ZM51 86V87H50ZM57 86V87H56ZM59 86H61V88L59 87ZM67 86H69L68 87V92H66V90H67ZM76 86H78L77 87V91H76ZM83 88H82V87ZM112 86H114V88H116V89H114ZM116 86H118V87H116ZM132 86V85H131ZM152 86H153V88H152ZM169 86V85H168ZM19 87V88H18ZM31 87H33V88H31ZM40 87V88H39ZM43 87V88H42ZM73 87V88H72ZM79 87H81L80 89H79ZM93 89H92V88ZM98 87H100V89L101 90H103L102 92H101V90H99L98 91ZM110 87V88H109ZM157 87L158 88H160V93H159V89L157 90ZM25 88V89H24ZM54 88H56V89H54ZM87 88H89V90L87 89ZM98 88V89H97ZM107 88V90H105ZM124 88H126V89H124ZM143 88H146V90H144ZM154 88H156V89H154ZM32 89H34V90H32ZM37 89V90H36ZM40 89V90H39ZM51 89L53 90L54 89V91H51ZM82 89V90H81ZM96 89V90H95ZM59 90H60V92H59ZM76 92H75V91ZM79 90H80V92H79ZM105 90V91H104ZM108 90H109V92H108ZM111 90H112V92H111ZM113 90H115V91H113ZM144 90V91H143ZM150 90H153V91H150ZM154 90H156V91H154ZM170 90V89H169ZM168 90V91H169ZM9 91V92H8ZM19 91V92H18ZM20 91H21V93L23 94V95H25V96H23V95H21V93H20ZM29 91V92H28ZM34 91V92H33ZM38 91V92H37ZM48 91L50 92L49 93V95H47L48 94ZM57 91L59 92L58 94H57ZM93 93H92V92ZM94 91H95V93H94ZM171 91H173L174 92V89H172ZM171 91H169V92H171ZM7 92V93H6ZM40 92V93H39ZM54 92V93H53ZM62 92H63V94H62ZM69 92H70V94H72V95H70L69 94ZM74 92V93H73ZM137 92V91H136ZM154 92H155V95H153L154 94ZM156 92H157V96H158V93H159V96H160V94H161V98L158 96H156ZM10 93H12V94H10ZM30 93V94H29ZM42 93H44V95L42 94ZM46 93V94H45ZM51 93H53L52 95H54L55 93H56V97L55 96H52L51 95ZM97 93V94H96ZM112 93V94H111ZM146 93V92H145ZM150 93H153V94H150ZM163 93V94H162ZM7 94H8V96H11V97H8L7 96ZM14 94V95H13ZM41 94V95H40ZM62 94V95H61ZM67 94V95H66ZM74 94H75V96H74ZM77 94V95H76ZM101 94V95H100ZM193 95V97H194V99H193V101L195 100V102H196V99H195V95H194V93H192ZM2 95H4V96H2ZM19 95H21V96H19ZM30 95V96H29ZM32 95V96H31ZM61 97H60V96ZM64 95V96H63ZM68 95H70L69 97L70 98H68L67 96ZM100 95V96H99ZM102 95L104 96L103 98H101V101H100V97H102ZM108 95V96H107ZM51 96L53 97V99L51 98ZM66 96V97H65ZM133 97H134V92H133V95H132ZM132 96H130V97H132ZM162 96H164V97H162ZM169 96H171V97H169ZM3 97V98H2ZM8 97V98H7ZM23 97H25V98H23ZM40 97H42V98H40ZM110 99H109V98ZM125 97H127V98H125ZM136 97H134V98H130L131 100H132V105L129 107L128 106V102L130 101L129 100V98H128V100L126 101V100H122V102H124V104L122 103H117V105L119 104V105H124L125 107H127V109H128V107L129 108H131V107H134L135 105H133V102H134V100L133 99H136ZM2 98V99H1ZM18 98V99H17ZM23 98V99H22ZM29 98H30V100H29ZM50 98V99H49ZM56 98H59L60 100H63V102L62 101H56L55 99ZM62 98V99H61ZM64 98V99H63ZM67 100H66V99ZM96 98H98V99H96ZM158 98V99H157ZM164 100H163V99ZM169 98V99H168ZM10 99V100H9ZM26 99V100H25ZM80 99H82V101L83 102H79V100ZM84 99V100H83ZM86 99V100H85ZM161 99V100H160ZM168 99V100H167ZM22 100V101H21ZM24 100V101H23ZM53 100V102L55 101V103H54V105L51 103V101ZM58 100V99H57ZM73 103H75V102H77L78 101V103H75V104H72V102ZM76 100V101H75ZM90 100V102H88L87 103V101H89ZM94 100H96V101H94ZM97 100H99L98 102H97ZM158 100V101H157ZM165 100H166V102H165ZM12 101V102H11ZM29 101V102H28ZM81 101V100H80ZM112 101V100H111ZM126 101V102H125ZM146 101V100H145ZM14 102V103H13ZM43 102V103H42ZM58 102V104H59V108L58 107H56V103ZM60 102L62 103V104H65V105H62V104H60ZM66 102H68V104H69V102H71L69 105H67V103ZM92 102V103H91ZM131 102V101H130ZM130 102H129V104H130ZM142 102V103H141ZM194 102V103H195ZM17 103V104H16ZM85 103V104H84ZM95 103V104H94ZM7 104V105H6ZM24 104L26 105V106H24ZM31 104H33L34 106V108L32 107V105L30 106ZM77 104V105H76ZM81 104H84L83 106L81 105ZM92 104H93V106H92ZM97 104V105H96ZM127 104V105H126ZM149 105L150 103H145V105ZM152 104V105H153ZM2 105H4V106H2ZM14 105V107H12ZM21 105H23V106H21ZM27 105H28V107H27ZM37 105V106H36ZM60 105H62L61 107H60ZM74 105V106H73ZM79 105H81V106H79ZM116 105V104H115ZM147 105V107L145 106V108L142 106H140L141 107V110L144 112V113H142V112H139V113H142V114H145V118H143L144 116L143 115H141V114H139V115H141V118L146 122L148 119H150L151 117H147V115L146 114H152V112L153 111H155V109L157 108H160V106H158L157 105V107L155 108V109H153V111H151V113L149 112L150 111V109L152 110V108H154L153 106H151V104L148 106ZM155 105V106H156ZM195 105V104H194ZM54 106L56 107V108H54ZM63 106L65 107V106H67V107H65V109L66 108H68V111H64L63 112V110L64 109H62L63 108ZM77 106H79L80 107V109H79V107L77 108ZM84 106H85V108H84ZM86 106H88V107H86ZM124 106H122V107H124ZM151 106V107H150ZM27 107V108H26ZM32 107V108H31ZM38 107V108H37ZM70 107H72L71 109H70V111H69V108ZM93 107V109L91 110L90 108H92ZM95 107V108H94ZM111 107V106H110ZM119 107V108H118ZM116 109H119V111H120V107L121 106H118ZM148 107H149V109H148ZM8 108V109H7ZM37 108V109H36ZM74 108V109H73ZM76 108H77V110H76ZM168 108H172L171 106H169L168 107V105H167V109ZM25 109V110H24ZM56 109V110H55ZM59 109H60V114H58V112H59ZM91 110V111H88V110ZM122 109V108H121ZM164 109H166V107L164 108ZM164 109L162 110V112L164 111ZM166 109V110H167ZM5 110H7L6 112H9V113H6L5 112ZM36 110V111H35ZM39 110H41V111H39ZM49 110V111H48ZM50 110L52 111V113L50 112ZM62 110V111H61ZM74 110H75V112H76V114L74 113ZM78 110H80V111H78ZM97 110V109H96ZM159 110V109H158ZM11 111H13V112H11ZM16 111V112H15ZM46 111V112H45ZM56 111V112H55ZM121 111H123V113L125 112V111H127V110H121ZM161 111V110H160ZM159 111V112H160ZM38 112V113H37ZM42 112V113H41ZM44 112V113H43ZM65 112L68 114V115H70V114H73L72 116H71V118H70V116H67V115H65ZM71 112V113H70ZM73 112V113H72ZM80 112V115L78 114V113ZM161 112V113H162ZM166 112V111H165ZM6 113V114H5ZM15 113V114H14ZM22 113V114H21ZM36 113V114H35ZM40 113V114H39ZM57 113V114H56ZM62 113H63V115H62ZM81 113H82V115H81ZM85 113V114H86ZM120 113V112H119ZM127 113V112H126ZM27 115V118H26V116L25 117H22V116H24V115ZM44 114V115H43ZM47 114V115H46ZM51 114H53V115H51ZM54 114H55V116H57V115H59L58 117H56L55 118V116H54ZM122 114V113H121ZM11 115V116H10ZM38 115H40V117L41 118H43V121H40V117L38 116ZM42 115V116H41ZM49 115V116H48ZM74 115H75V117L76 118H74ZM17 116H19V117H17ZM33 117V118H28V117ZM46 116V117H45ZM64 117L63 119H62V117ZM151 116V115H150ZM7 117V119H5ZM10 117V118H9ZM22 117V118H21ZM37 117V118H36ZM60 117V118H59ZM65 117L67 118L66 120H65ZM137 117V116H136ZM4 118V119H3ZM13 119V121H12V119ZM146 118H148L147 120H146ZM17 119L19 120V119H21V120H19L20 122L22 121V120H24L23 122H25L26 120V122L25 123H23L22 122V125H21V123H19V121H17ZM28 119H29V121H28ZM32 119V120H31ZM39 119V120H38ZM49 119H50V121H49ZM56 119H57V121H56ZM78 119V120H77ZM4 120H6V123L4 124ZM31 120V121H30ZM37 120V121H36ZM42 120V119H41ZM70 120V121H69ZM74 121V123H73V121ZM76 120V121H75ZM142 120V121H143ZM10 121H12V122H10ZM40 121V122H39ZM46 121V122H45ZM67 121L68 123H72V124H64L65 122ZM72 121V122H71ZM29 122V123H28ZM30 122H32L31 124H30ZM54 122V124H56L55 126H56V128L54 129V124H52ZM66 122V123H67ZM78 124H76V123ZM8 123H11V124H8ZM15 123V125H14V127H13V129H12V126H13V124ZM21 125V126H19V124ZM43 123L45 124V126H46V128L44 127V125H43ZM47 123H48V125H51V126H49V128H48V125H47ZM59 123L61 124V127H60V125H59ZM170 123V122H169ZM168 123V124H169ZM1 124H4V126L2 125L1 126ZM25 124L27 125L26 127H25ZM33 124V125H32ZM37 124V125H36ZM40 124V125H39ZM171 124V123H170ZM7 125V126H6ZM10 125V126H9ZM18 125V126H17ZM62 125H64L63 126V128H62ZM74 125V127H72V126ZM9 126V128H6V130L4 131V129H5V127H8ZM34 128H33V127ZM41 126H43V127H41ZM75 126H76V128H75ZM11 127V128H10ZM17 127V128H16ZM24 127H25V129H24ZM31 129H30V128ZM40 127H41V129L43 130H40ZM36 128V130H34V131H32L33 129H35ZM7 129H9V130H11V131H9V130H7ZM20 129L23 131L22 133H19V131H20ZM29 129V130H28ZM52 129V130H51ZM57 129V130H56ZM61 129V130H60ZM70 129V130H71ZM81 129V128H80ZM2 130V131H1ZM40 130V131H39ZM15 133H14V132ZM33 132V133H31V132ZM42 131V132H41ZM45 131H47V133H51V132H49V131H53V134L51 135H46L47 133H45ZM58 131V132H57ZM90 130H88V132H89ZM21 132V131H20ZM29 132V133H28ZM58 133V134H55L54 135V133ZM69 132V131H68ZM68 132H67V134H68ZM70 132H73V131H70ZM69 132V134L67 135V134H65V135H67V137H69V135H71V133ZM85 132V131H84ZM83 131H81V133L83 134L84 133ZM14 133V135H10V134H13ZM43 134V138H41L42 137V135L41 134ZM80 133V132H79ZM80 133V135L82 136L81 137V139L83 138V135ZM87 133V132H86ZM7 134V135H6ZM22 136H21V135ZM32 137V139L31 138H29V135ZM33 134H34V136H35V140H34V136H33ZM36 134V135H35ZM38 134H39V138L37 137L38 136ZM73 134V133H72ZM88 134V133H87ZM5 136V138H4V136ZM10 135V137L8 138V136ZM28 135V136H27ZM44 135H46V137L48 138H46ZM58 135V136H57ZM63 135V136H62ZM14 136H15V138H14ZM16 136H17V138H16ZM19 136H21V137H23L22 139H21V137H19ZM53 136V137H52ZM59 136H60V138H59ZM86 135H84V139L86 138L85 137ZM27 137L29 138V139H27ZM37 137V138H36ZM55 137V138H54ZM57 137V138H56ZM63 137V138H62ZM14 138V139H13ZM3 139V140H2ZM20 139V140H19ZM24 139V140H23ZM39 139H42V140H39ZM56 139H58V140H56ZM7 140H9L8 142H6ZM21 140H23V141H25V140H27V142L25 141V142H21ZM34 141V142H32V141ZM60 140V141H59ZM83 140V139H82ZM18 141H19V145H16L17 143H18ZM36 141V142H35ZM39 141V142H38ZM40 141H42V142H40ZM46 141H47V143H46ZM85 142H87L88 141V139L87 140H84ZM30 142V143H29ZM2 143V144H1ZM7 143V144H6ZM9 143V144H8ZM11 143V144H10ZM20 143H22L21 145L22 146H20ZM31 143H32V145H31ZM36 143V144H35ZM50 143V144H49ZM70 143V142H69ZM12 144L14 145V147L12 148ZM23 144L25 145L24 147H23ZM26 144H30V145H26ZM40 144H41V147H40ZM46 144V145H45ZM38 145H39V148H41V149H38L37 150V148H38ZM58 145H60V144H58ZM61 145H65L64 143L62 144L61 143ZM11 147V148H9V147ZM28 146V147H27ZM31 146H32V148H31ZM54 147L53 149H52V147ZM16 147V148H15ZM18 147V148H17ZM27 147V149H24V148H26ZM31 148V150H30V148ZM45 148V149H43V148ZM48 147V148H47ZM52 149V150H49L50 148ZM2 148V149H1ZM6 148H8V149H6ZM14 149V150H13ZM16 149L18 150V151H16ZM29 149V151H27ZM13 150V151H12ZM20 150V151H19ZM27 151V154H28V157H27V154H26V151ZM37 150V151H36ZM45 150V152L43 153V151ZM8 151V152H7ZM31 151H33V153L31 152ZM35 151V152H34ZM39 151H41V152H39ZM9 152H11V154H9ZM19 152H21V154L19 153ZM7 153H8V156H7ZM13 153V154H12ZM20 154V156L22 157L24 154H25V156H23L24 158H21L22 160H20L19 161V163H18V159H20V158H18V157H16V154H17V156H19V154ZM41 153V154H40ZM33 154V156H31ZM4 155L6 156V157H4ZM15 155V156H14ZM3 156V157H2ZM12 156V157H14V158H12L11 157V159L12 160H10L9 158ZM33 157L32 159H31V157ZM36 156V158H34ZM9 157V158H8ZM15 157H16V160H14L15 159ZM5 159V161L7 162H3L4 161V159ZM25 158H26V162L27 163H24L25 162ZM28 158H29V160H31V161H29L28 160ZM8 160H10V161H8ZM16 161V162H15ZM11 164H10V163ZM21 162H22V164H21ZM9 163V164H8ZM44 163V162H43ZM2 164V165H1ZM5 164V165H4ZM7 164V165H6ZM15 164V165H14ZM18 164H21V166L19 165L18 166ZM24 164V165H23ZM42 164V163H41ZM41 164H40V167H41ZM14 165V166H13ZM44 165V164H43ZM4 166V167H3ZM6 166V167H5ZM13 167V168H12ZM28 167V168H27ZM5 168V169H4ZM7 168V169H6ZM9 168V169H8ZM25 168H27L26 169V172H24L25 171ZM2 169V170H1ZM11 169H14V170H11ZM29 169V170H28ZM38 169H39V167H38ZM44 169H45V171H44ZM3 170H4V172H3ZM9 170V171H8ZM16 170H18V173H16ZM23 171V173H22V171ZM28 170V171H27ZM8 171V172H7ZM15 171V172H14ZM20 171V172H19ZM47 171H48V169H47ZM7 172V173H6ZM10 172V173H9ZM46 172V173H45ZM51 172H53L52 174H54V172L55 171H53V170H50V173ZM9 173V174H8ZM14 173V174H13ZM16 173V174H15ZM28 173V174H27ZM33 173H35V171L33 172ZM49 173V172H48ZM49 173V174H50ZM55 173H57V172H55ZM5 174H7V176L5 175ZM13 174V175H12ZM18 174V175H17ZM19 174H22V175H19ZM24 174V175H23ZM27 174V175H26ZM36 174V173H35ZM75 174H77V178L79 177L78 175H80L79 173H75ZM31 177H29V176ZM45 175V176H44ZM15 176V177H14ZM24 176V177H23ZM28 176V177H27ZM43 176H44V178H43ZM51 176H52V178H51ZM51 176H49L51 179H52V181H54L53 180V175H51ZM56 176H57V174H56ZM74 176V177H75ZM10 177V178H9ZM55 177V176H54ZM81 177H83L82 175L77 179V178H74V180H77V182H79L80 183V181L79 180H82L81 181V183L82 182H84L83 181V179L81 178ZM9 180H8V179ZM14 178H17V179H20L21 178V182H22V184L20 183V180H18L19 182H17V179H14ZM25 180H24V179ZM31 179L32 181H28L29 179ZM34 178H35V180H37V179H40L41 180V182L40 183H42V185H44L45 186V184L47 183V185H48V187H44L43 188V186H42V188H41V186L40 187H38V185L36 186V184H38L39 182H38V180H37V183H36V181L34 180ZM37 178V179H36ZM11 179H13V180H15V181H13V180H11ZM28 179V180H27ZM44 179V180H43ZM49 179V178H48ZM47 179V180H48ZM50 179V180H51ZM27 180V181H26ZM5 182V184L4 183H2V182ZM10 181V182H9ZM43 181H44V183H43ZM14 182H16V183H14ZM31 182V183H30ZM46 182V183H45ZM29 183V184H28ZM33 183H36V184H33ZM49 183V184H48ZM2 184V185H1ZM6 184H8V186H6ZM10 184V185H9ZM12 184V185H11ZM15 184V185H14ZM19 184H21V185H19ZM31 184H33V185H31ZM25 185V186H24ZM27 185H28V187H27ZM36 187H38L37 189H36V192H34L35 190H33V189H35V186ZM5 186V187H4ZM11 186V187H10ZM31 186V187H30ZM2 187H3V189H2ZM9 187V188H8ZM16 187V188H15ZM7 188V189H6ZM28 188L30 189V190H28ZM31 188H32V190H31ZM6 190L5 192H3L2 190ZM8 189H10V190H8ZM16 189H19V190H16ZM16 190V191H15ZM24 191V193H23V191ZM27 190V191H26ZM47 190V189H46ZM8 191H9V193H8ZM35 193V195H34V193ZM43 191V190H42ZM42 191H40V192H42ZM14 194H13V193ZM45 192H47V191H45ZM44 191L42 192V193H45ZM19 193V194H18ZM23 193V194H22ZM26 193V194H25ZM32 196H31V195ZM41 194V193H40ZM10 195V196H9ZM20 195H22L21 197H20ZM6 196H7V198H6ZM8 196H9V198H8ZM14 196H15V198H14ZM30 197V198H29ZM28 200H27V199ZM6 199L8 200V202L6 201ZM14 199H15V201H14ZM21 199V200H20ZM23 199V200H22ZM3 202H2V201ZM11 200H12V202H14V204L11 202ZM18 200V201H17ZM25 200V201H24ZM32 200H33V198H32ZM20 201H22L21 203H23V204H21L20 203ZM2 202V203H1ZM25 202H28V203H25ZM31 202V201H30ZM33 202V201H32ZM10 203V205H8ZM19 203V204H18ZM7 204V205H6ZM17 204H18V208H17ZM29 204V207L31 208V209H29V207L27 206ZM12 205V206H11ZM26 205V206H25ZM31 205V206H30ZM10 206V207H9ZM14 206H16V207H14ZM19 206H22V209L19 207ZM25 206V207H24ZM2 207V208H1ZM4 207V208H3ZM9 207V209L10 210H6V208H8ZM27 207H28V212H27ZM11 208H14V209H11ZM38 208H39V205H38ZM13 210H14V213H13ZM17 210V211H16ZM8 211V212H7ZM12 211V212H11ZM24 213H23V212ZM31 211V212H30ZM33 211V212H32ZM1 212V211H0ZM6 212H7V214L9 213V212H11V213H9L8 215H9V217H10V219L8 218V220H6V218L5 217H7L5 214H6ZM21 214L20 216L21 217H19V213ZM50 212V211H49ZM17 213H18V217L16 216L15 217V215H17ZM23 213V214H22ZM29 214L30 213V215H27V214ZM35 213V214H34ZM14 214V215H13ZM51 214V213H50ZM11 215V216H10ZM34 215H37V217L36 216H34ZM32 216H33V218H35V219H33L32 218ZM29 217V218H28ZM15 218V219H14ZM19 218V219H18ZM30 218L32 219V221L30 220ZM37 218V219H36ZM13 221H12V220ZM42 219V218H41ZM46 219V218H45ZM45 219H43V221H46ZM14 220H16V221H14ZM25 220V221H24ZM36 220V221H35ZM9 222V224H8V222ZM12 221V222H11ZM21 221V222H20ZM30 221H31V223H30ZM39 222H40V220H38ZM42 221V222H43ZM49 221H51L50 219H49ZM16 222H18V225L19 226H21L20 227V229L21 230H19V227H17L18 225L16 224ZM25 222V223H24ZM39 222H37V223H39ZM13 223H15V224H13ZM33 223H35V224H33ZM41 223V222H40ZM39 223V224H40ZM12 224V225H11ZM44 224H45V222H44ZM44 224H42L43 226H44ZM4 225H5V227H4ZM14 225V226H13ZM26 225V226H25ZM34 225H36V226H34ZM41 225V224H40ZM41 225V226H42ZM49 225V224H48ZM47 225V226H48ZM40 226V227H41ZM10 227V228H9ZM17 227V229H15ZM31 227V228H30ZM38 227V228H37ZM26 228V229H25ZM34 228H37V229H39L40 230V232H39V230L38 231H36V229H34ZM47 227H45V229H46ZM49 228H51V227H49ZM49 228L47 229V231L49 230ZM23 229H25V230H23ZM29 231H28V230ZM32 229H34V230H32ZM11 232L12 231V233H10L9 231ZM15 230V231H14ZM23 230V233H25V234H31L30 232H32V234L31 235H33V237H36V238H34L33 239V237L31 236V235H29V236H25V234H23L21 231ZM28 232H27V231ZM31 230V231H30ZM87 230V229H86ZM4 231V232H3ZM15 233H14V232ZM20 233H19V232ZM37 233H36V232ZM47 231L45 232H43L44 234H46L47 233ZM87 232V231H86ZM21 233H22V235H24L25 236V238H22V237H24V236H22L21 235ZM34 233H35V236H34ZM3 234H4V236H3ZM17 234V235H16ZM19 234V235H18ZM41 234V233H40ZM84 235H83V237H81L82 235L80 234V239H76V240H73V241H77V242H75V247H74V243H73V241H72V243H73V248H76V250H80L81 251V248L83 247L82 246V240H84V236H85V232L83 233ZM13 237H12V236ZM20 235H21V237H20ZM30 236L32 237V238H30ZM43 236V234H41V237ZM78 236H76V237H78ZM66 237V236H65ZM30 238V239H29ZM67 238V237H66ZM21 239V240H20ZM29 240V241H27V243L29 244H26V242H25V240ZM32 239V240H31ZM37 239H39V238H37ZM40 239H42V238H40ZM39 239V240H40ZM30 240H31V242H30ZM33 240H35V242H33L32 243V241ZM66 240V239H65ZM68 240H69V238H68ZM79 240H80V242H79ZM64 241V240H63ZM25 242V243H24ZM50 242V241H49ZM66 242V241H65ZM69 242H70V240H69ZM79 242V243H78ZM68 243V242H67ZM71 243V242H70ZM71 243V244H72ZM76 243H78L77 245H76ZM32 244V246H30ZM65 244V243H64ZM80 244H81V246H80ZM35 245H36V248H35ZM77 246V247H76ZM42 247L43 248H47V250H46V248L45 249H43L44 251H42V253H44V254H42L41 253V250H42ZM61 247V246H60ZM39 248V249H38ZM41 248V249H40ZM55 248L57 249V250H55ZM79 248V249H78ZM61 249H63V250H61ZM83 249V248H82ZM40 252H39V251ZM46 250V251H45ZM59 250V254H57L58 252H56V251H58ZM62 253H61V252ZM54 252H56L55 254H54ZM41 253V254H40ZM53 253V254H52ZM44 255H48V256H44ZM58 256V257H57ZM63 256V254L61 255V257ZM61 257H60V260H61ZM49 259V260H48ZM55 259V258H54ZM90 259V258H89ZM92 259V258H91ZM90 259V261H88V262H83L82 260H81V262L79 261V260H76V261H79L80 262V264H89V263H93V264H96V263H99V264H103V261H101V263H100V261H98L97 259V261L94 263V259L93 260H91ZM43 260V261H42ZM57 260H53V261H56V263L58 262ZM72 260V259H71ZM75 260H73V263H75V264H79V263H76L75 262ZM88 260V259H87ZM86 260V261H87ZM93 261V262H92ZM45 262V263H44ZM71 263V262H70ZM69 263V264H70ZM55 264V263H54ZM72 264V263H71Z\"/></svg>",
  "mask_w": 264,
  "mask_h": 264
}]
</instances>
